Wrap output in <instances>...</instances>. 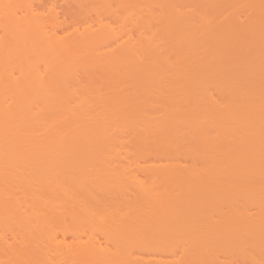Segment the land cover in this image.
<instances>
[{"label": "bare ground", "instance_id": "bare-ground-1", "mask_svg": "<svg viewBox=\"0 0 264 264\" xmlns=\"http://www.w3.org/2000/svg\"><path fill=\"white\" fill-rule=\"evenodd\" d=\"M16 1V0H15ZM169 1V2H168ZM167 2L166 1H164V0H157L155 3L156 4H158V2H159V4L160 3H162V2H164L165 4L163 5V10H161V15L159 14L160 13V11H159V13L158 12H156V14L157 15H153V11H152V15H153V22L155 23V27H153V28H155L156 30L154 31V33H152V31H151V33L154 35L153 37H151L149 34V36L147 35V37H144L143 36V38H142V36L141 35H143L142 33H139V35H140V37L143 39V42L141 41V42H138V44H137V46H138V49H137V54H138V56H139V58H137V55L135 54L133 57H132V54H131V57L134 59V61H133V59H130V61L128 60V59H126V60H128L129 62H131V63H124V54L123 53H119V52H117V53H119L117 56H118V58H119V60H121L120 62H118L119 60L117 59V60H115V58H114V61H113V59L111 58V60H108L107 62H108V64H107V62L105 63V62H103L105 59H103L102 60V62L103 63H105V70L107 71V76L108 77H111V79H120V80H117V81H119V82H121V84L123 83V84H130V85H133V87H134V85H138V86H146L147 87V89L149 90L148 91V93L147 92H145L147 89L145 88V87H143V88H138V90L137 91H140V93L138 92V93H136V95H135V92H134V94L132 95V97H131V93L130 94H127L126 93V95L124 94L123 95V93L121 92V90L119 91V93L120 94H122V97L123 96H127V99H121V100H116L115 102H114V100H115V98H117L120 94L118 93V96L117 97H113V102H112V99L110 98V100H111V103H109L110 102V100L109 101H107V102H105V103H103L102 101H100L102 104V106H105V111H106V113H107V107H109V104H111L112 105V103H113V105H115V106H113L112 107V109L115 107L116 108V110H118L119 112H120V115L122 114L123 115V113L122 112H124V116L126 115V114H128V115H126V118H127V120L128 121H131V123H124L125 121H126V119L125 120H123V119H121V121L123 120V123H120L121 121H119V122H115V121H117V120H115L114 121V119H112V121H114L115 123H118V124H120V125H118V126H115V125H113L108 119V122L106 121V120H104V121H106V122H104V121H102L103 120V115L105 114L106 115V113L104 112V113H101V114H98L97 115V110L99 109H97L96 107H99V106H96L95 108L97 109H91V110H88L90 107H87L86 106V108H87V111L88 112H90V113H88V112H85V113H87V114H84V115H90V116H92V117H94L95 119L100 115H102V117L100 118L99 117V120H100V122H98L99 120H98V118H97V122H96V120L94 121L90 116V119L91 120H89L88 118H85L84 119V115L82 116L81 115V117H80V114H79V112H78V114H79V116L77 117L76 115L73 117V115H71L72 113L74 114V112H75V110H74V112H67L66 110L67 109H69L70 107L68 106L69 105V102H73V103H75L74 101H75V99H73V98H70V99H72V100H69L68 99V97L66 98V94H64V93H61L60 94V91L61 90H59V87L63 84V83H65V84H67V85H69L68 83H70L71 81L69 80L70 78H71V73H69V69H67V68H69V67H67V66H69V63L71 62L70 60V62H68L67 60V62H68V64L66 65L65 64V66L67 67V68H65V66H64V64H63V62H65V61H59L58 63H60V65H61V67H60V65L57 63V65L55 66V65H53V66H55L53 69L51 68V70L47 67V65L45 66L46 68H45V70L47 69H49V71H45V73H43V72H36V74L35 73H31V74H29V72H30V70H29V72H27L26 74H25V72H24V74L27 76H25L24 75V77L25 78H23V82L22 81H19L18 80V82L20 83V85L19 86H21V92H22V97H24V98H27V100L29 101V102H33L34 103V106H33V104L32 103H28V104H32V106L30 107L28 104V106H25V107H19V106H13V105H11V106H9V107H6V106H4L5 105V103H4V105L3 104H1V101H3L2 99H0V141L1 142H4V144L3 143H1L0 144V151H2L4 148L6 149L5 151L6 152H8V151H11V153L13 152V150L14 149H21L20 151L21 152H23V151H25V155L27 154V152H31V151H36V152H38V153H42V151L41 150H43V151H45L44 153H43V155L46 157L47 155V157L45 158V157H43L42 159L40 158L39 159V161L41 160L43 163H42V165L41 166H43V168L41 167H37V169H36V171L37 172H35V174H36V176H34L33 174H32V172H31V170H32V168H31V165H30V172H31V174L33 175H31V174H29V176H31L30 177V181L32 182V183H36V182H33V181H38V178H39V175L41 176L43 173L42 172H40V171H42V170H44L45 171V169L44 168H48V167H44V165H47V166H49L48 165V163L47 162H49V158H51V156H49V155H52L51 153H49L50 152V150L51 151H57V149H59V147L58 146H60V148H63L65 151L64 152H66L67 150L69 151V152H66V153H70L69 154V156H68V154L66 155V156H68V158L66 159L67 161H65V160H61V158H62V154L60 155V157L59 156H56V155H54V156H56L55 158H54V156L52 157V159H51V165H50V167H52L51 169H52V171H50L51 169H50V167L48 168V173H47V176L49 177H45V178H47V180L46 181H50V183H51V177L54 179V177H55V175L57 176V174H58V178H60V179H58V178H56L57 180H59V181H57L56 179H55V185H56V182L58 183V182H62L63 183V181L62 180H64L65 178L64 177H62V174H61V172L63 173V175L65 174L66 175V170H67V168L66 167H68V168H71V170L73 171L72 172V174H74V175H72L71 176V180H69V182H71V183H69V185L71 186L72 185V182L74 183V186L73 187H70V188H72V190H75L76 191V195L78 196V193L80 192L81 193V195H82V197H83V189L85 188L84 186H81V184H75L76 182L75 181H81V182H83V183H85V181L87 182V181H89V180H91L90 178H86L87 176L86 175H88V174H90L92 171L93 172H95L94 170H92V169H96V168H94L93 166H91V170H88L86 167H84V165L82 164V161H81V155L83 154V156H84V154H85V156L84 157H86L88 160H90V159H95V158H97L98 156H99V153H100V151H102V152H105L106 151V144L108 145V143L107 142H105L107 139L109 140V143H111L112 142V144L114 143V141L116 142V141H118V140H121V139H118L117 137V132L116 133H114V131L116 130L114 127H122V130H123V127L125 128L124 129V131L126 130V132L131 128V126H133L132 125V123H137V121H144V119H147L148 117V119H152L153 117H152V115L151 116H147V118H144L143 117V114H142V112L144 111V107H148L151 103H152V101H154V99H156V100H159L158 98L160 97V96H162V97H164V99L162 98V97H160V102H159V105H157V103H155L157 106H158V108L157 107H155L156 109H154V113L155 114H157V112L158 111H160V113H161V111L163 112V110H164V112L162 113V114H164L166 111H168V112H166L165 114H164V117H163V115H162V117H163V119H162V121L161 120H159V118L157 117V126H155V125H153L152 123H150V124H145V126H143L142 128L144 129L145 127H151L152 125L153 126H155V127H157V129H160L161 130V132L160 133H158V132H156V128L154 129V127L152 128L151 127V129H152V131L151 130H149V131H151V132H153V130H154V132H156V133H158V134H164L165 133V137L167 136V137H169L170 135V133H171V135H172V133H174V134H176V137H177V135L179 136L181 133V135H180V138L182 137H187V134L189 133H187L186 134V132H187V129H188V131H191L192 130V133L194 134V132L197 134V132L201 129V130H205V129H214V128H212V127H215V128H217V131H229V130H239V131H233V132H226V134L227 133H229V134H225L224 132H221V134H225V136H232V135H234V133H235V137L237 138V139H239V137H240V139H242L243 137H241L240 135H239V132L242 130V132L244 133V134H246V139H250L249 141H244V143H243V140H241L242 142H237V144L236 145H233L232 147H231V145L229 146L227 143H228V140H226V142L227 143H223L222 144V149L220 150V152L219 151H217L216 153H214L213 155H211V153L212 152H210V155H208L207 154V156H204V158L203 159H201L200 157V151H202L203 153H204V151L206 150V147L204 146L207 142H209V140H208V138H210L211 136H212V138L214 137L213 135H214V133H211L212 135L210 136L209 135V137L207 138L206 137V135H205V137H203V138H206L205 140L204 139H202V137L201 138H199V136H198V134H197V136H196V138L198 139V140H201L202 139V141L204 142L205 141V143L204 144H202V147H203V149L202 150H200L199 152L200 153H198L199 154V156H198V154L196 155V157H194V158H196V159H200V160H203V161H201V164L200 165H202V166H207V168H205V166L203 167V170L205 169V173H206V171L207 172H209L208 174L209 175H215V173H217L218 172V174L217 175H222V176H220V177H215V176H213V179L215 180V181H212V179H211V181L210 180H208L207 178V180H205V179H203L202 181H204L205 180V182L207 183V182H211L212 184H210V183H208V184H205V182H203L202 183V181L201 180H199V182L197 181H195V179L193 180L192 179V176L191 177H189L188 175H189V173H188V175H184V174H181L180 176H181V178H180V176L178 177V179L179 180H177V179H175L174 177H172L171 176V172H169V174H170V176L168 175V173H165L166 174V176L167 177H164L165 176V174H163L162 176H160L161 178H168L169 180H170V178L173 180H176L177 182H175V181H173V183L172 182H168V180L167 179H165L168 183H171V184H168L169 186H167V188L168 187H170V189H171V192H167L169 195L167 196V193L165 192V195L166 196H164L163 194H161L159 191H160V189L159 188H157V187H155L154 185V188H153V186L152 187H146L145 185V188H144V186H142V188L140 189L141 190V192L143 191L142 189H144V191L146 192H148L149 193V195H150V193L153 195L152 196V200H150L149 202H147L146 200L144 201V203L146 204V205H144V208H143V210H145V211H143L142 209H141V212L143 211V213L140 215V211L138 212V211H134L135 212V215L132 213V215L131 216H129L128 214H126L129 210H127V212L125 213L126 214V216H124L125 214H120L121 216L123 215V217H126L125 218V220H124V222H120V223H118L117 224V221L115 222H113V221H111V220H109V221H111L112 222V224H111V222L109 223V221L107 220V223H109L110 224V226H113L111 229H109V227H108V229L110 230V231H108L107 230V228H105L106 230H107V232H108V234H110L111 235V237H112V241L111 240H109V243H112L110 246H113V248H114V250H111V249H106L105 247L104 248H101L102 249V253L100 254V255H102V257H100L99 255V257L98 256H96V253H94V252H96V248L95 249H92V250H94V252L92 251V250H90V248L88 247L89 245H86L84 248H86V247H88L87 248V251H86V253H88V256H89V258H88V256L86 257V260H91V258H94L95 260H97V261H101L102 259L101 258H103V255H104V257H105V255L110 259V260H105L104 258V260L103 261H101V263L103 262V264L107 261H109V262H111V264L112 263H114V260L117 262V263H119L118 261H120V263L122 264H124V261H121V260H123L122 258H124L123 257V255L121 256V254H119L120 256H118V254L117 253H119L118 251H120L122 254L123 253H125V252H123L124 251V245H133V243L134 242H138L139 244V246H141L140 248H142L144 245H145V242L146 243H148V241H150V242H152L153 241V243L154 242H163V244H161L160 245V247L161 248H163L164 250H165V252L164 253H166V251H167V253L166 254H169V252H172V250L173 249H171V251H169L170 250V246H172V244L171 243H174V242H176V238H178V237H180L181 236V234H183L185 231H187L189 234H183L184 235V238H180L179 240H177L178 242H177V244L178 245H181L182 243L181 242H183V244L184 243H186V241H187V243H188V239H189V249H187V250H185V251H182V256H181V258L179 257V256H177L178 257V259H176L177 257L176 256H173V258H171L170 257V259L172 260V259H174V257H175V259L174 260H172V261H174V262H170V260L169 261H167V259L165 260V261H160V260H156V259H144V258H139V256H137V258H131V254L129 255V253H125V255H127V257L125 256V258L124 259H126V261H125V264H215V261H216V263H218L217 262V260H215L217 257H214V256H216V255H214V253L215 252H218L217 254L219 255V257H220V255H222V254H220V253H222V251L224 252V253H226V254H224L223 253V256H225V258H228V257H230L231 255H233V257H236V253H237V257L236 258H238L239 257V259H240V256H241V259H242V257H244V261H248V264L250 263V264H264V140H263V138L264 137H262L263 135H264V10H260V8H262L261 7V4H262V2L264 3V0H168ZM127 2V1H126ZM129 2H131L130 0H129ZM137 2V1H136ZM138 2H141V1H138ZM145 2L147 3V5H148V7L147 8H149V5L151 4L152 6H153V4L151 3V1H149L150 2V4L147 2V0H145ZM6 3H8V2H6ZM143 2H141V3H138V4H140V5H143L142 4ZM166 3H169V5L168 4H166ZM134 4V3H133ZM136 4V3H135ZM159 4L157 5L160 9H161V5L159 6ZM4 5V4H3ZM14 5V4H13ZM167 5V7L165 8V6ZM120 6V5H119ZM139 6V5H138ZM151 6V7H152ZM154 6H156V5H154ZM153 6V7H154ZM182 6V7H181ZM262 6H264V5H262ZM136 7V6H135ZM158 7H154L153 9H157ZM179 7V8H178ZM181 7V8H180ZM129 8H130V6H129ZM158 8V9H159ZM264 8V7H263ZM142 9H144V10H146V8L144 7H142ZM142 9L139 11V12H141L142 11ZM165 9H167V10H165ZM138 10V9H137ZM144 10L141 12L142 14H143V12H144ZM5 11H7V10H5ZM149 11V10H148ZM148 11H147V13H146V11L144 12V13H146V15L145 14H143L144 16V19L143 20H145L146 21V19H149V16L151 15H148V17H146V19H145V16H147V14H148ZM150 11H151V9H150ZM155 11V10H154ZM4 12V11H3ZM11 14H12V12L11 11H9ZM8 12V13H9ZM28 13H30V11L28 12ZM129 13V12H128ZM140 13V14H141ZM150 13V12H149ZM3 14V13H2ZM137 14V13H136ZM139 14V13H138ZM142 14H141V18H143L142 17ZM5 15V14H4ZM30 15H32V13L30 14ZM130 15V14H129ZM134 15V14H133ZM151 15V16H152ZM160 15V16H159ZM8 16H9V14H8ZM132 16V15H131ZM150 16V17H151ZM157 16V17H156ZM2 17V16H1ZM0 17V18H1ZM13 17V15L12 16H10V18L9 17H7V18H9V19H11ZM22 17V16H21ZM32 17V16H31ZM3 18H5V17H3ZM6 18V19H7ZM14 18L15 17H13L12 18V23H14ZM17 19H18V17H16ZM15 18V19H16ZM20 18V17H19ZM32 18H34V17H32ZM123 19H125V17H122ZM127 18V17H126ZM24 19V18H23ZM22 19V20H23ZM19 20V19H18ZM27 20V19H26ZM35 20V19H34ZM4 21H6V20H4ZM9 21V20H8ZM7 22V21H6ZM5 22V23H6ZM24 22H26V23H28L27 21H24ZM123 22V21H122ZM132 22V21H131ZM152 21H150V23H151ZM4 23V22H3ZM8 23V22H7ZM12 23H11V25H12ZM18 23H19V21H18ZM32 23V22H31ZM37 23V22H36ZM124 23V22H123ZM137 23V22H136ZM143 23V22H142ZM147 25H149L151 28H152V26L150 25V24H148L147 22H145ZM8 24H10V23H8ZM29 24V23H28ZM138 24V23H137ZM2 25H4V24H2ZM10 25V26H11ZM21 25V24H20ZM23 25V24H22ZM27 24H25V26H26ZM39 25V24H38ZM134 25V24H133ZM6 26L7 25H5V28H6ZM9 26V28H10V30L14 27V26H12V28ZM139 26V25H138ZM143 26V25H142ZM141 26V27H142ZM0 27H3V26H1V24H0ZM36 27V26H35ZM41 27V26H40ZM105 27V26H104ZM17 28V27H16ZM23 29H24V25H23V27H22ZM42 28V27H41ZM151 28H149V29H151ZM152 28V29H153ZM2 29H4V28H2ZM21 29V28H20ZM91 29V28H90ZM138 28H136V30H137ZM14 30H16L15 28H14ZM19 30V29H18ZM22 30V29H21ZM39 30V29H38ZM44 30V29H43ZM53 30V29H52ZM140 30V29H139ZM142 30V29H141ZM145 29H143L142 31H144ZM1 31V30H0ZM3 31H5V30H3ZM3 31H2V33H3ZM30 31V30H29ZM39 31H41V30H39ZM39 31L37 32L36 31V33H39ZM7 32H9L10 33V31L8 30ZM16 32V31H15ZM43 32V31H42ZM98 32V31H97ZM103 32L104 33H106L105 32V29L102 31V35H104L103 34ZM29 33H31V32H29ZM90 33V32H89ZM138 33V32H137ZM144 33H146L145 31H144ZM27 34V33H26ZM34 34V33H33ZM45 34L46 33H44L43 35L45 36ZM91 34V33H90ZM107 34V35H106ZM105 34V37H103L106 41H108L109 40V38H112L111 36H110V34H108V32ZM2 35V34H1ZM0 35V36H1ZM29 34H27V36H28ZM36 35V34H35ZM42 35V36H43ZM99 36H100V34H98ZM101 35V36H102ZM8 37V35H5V37ZM31 36V35H30ZM39 36V35H38ZM83 36V35H82ZM93 36V35H92ZM96 36V35H95ZM94 36V37H95ZM109 36V37H108ZM4 37V38H5ZM17 37V36H16ZM48 37H49V35L48 36H46V37H44L45 38V40L46 41H48ZM148 37H149V39H148ZM47 38V39H46ZM107 38H108V40H107ZM144 38L146 39H148V40H146V41H144ZM19 39V38H18ZM26 39V38H25ZM31 39V38H30ZM43 39V38H42ZM73 39V37L70 39V40H72ZM82 39V38H81ZM137 39H139V38H137ZM141 39V40H142ZM6 40V39H5ZM63 42H64V40L63 39H61ZM67 40V39H66ZM91 40V39H90ZM98 40V39H97ZM140 40V39H139ZM2 40H0V42H1ZM29 41V40H28ZM32 41V40H31ZM43 41H44V39H43ZM4 42V41H3ZM3 42H2V44H3ZM26 42V41H25ZM50 42V41H49ZM48 42V43H49ZM156 42H157V44H156ZM158 42H160L159 44H158ZM46 43V42H45ZM60 43V42H59ZM68 43V42H67ZM70 43V42H69ZM1 44V45H2ZM9 44H12V43H9ZM50 44V43H49ZM61 44V43H60ZM81 44V43H80ZM80 44H78V45H80ZM99 43H97V45H98ZM4 45V47H7L5 44H3ZM12 45H14V44H12ZM12 45H10V47L12 46ZM36 45V44H35ZM40 45V44H39ZM45 45V44H44ZM51 45V44H50ZM78 45H76V46H78ZM83 45V44H82ZM158 45V46H157ZM21 46V45H20ZM28 45H26V47H27ZM42 46V45H41ZM40 46V47H41ZM55 45H53V47H54ZM69 46V45H68ZM135 46V45H134ZM3 47V48H4ZM17 47H19V45L17 46ZM39 47V48H40ZM43 47V46H42ZM41 47V48H42ZM45 47V46H44ZM52 47V48H53ZM59 47V46H58ZM63 48V51H64V49L65 48H67V45L66 46H62ZM65 47V48H64ZM82 47V46H81ZM127 47V46H126ZM3 48H1V46H0V49H3ZM15 48V46L13 47V49ZM46 48H48V47H46ZM46 48H44V50L46 49ZM75 48V47H74ZM159 48H161V50H159ZM164 48V49H163ZM9 49V48H8ZM20 49H21V47H20ZM25 49H27V48H25ZM25 49H23V51L25 50ZM55 49H56V47H55ZM54 49V50H55ZM69 49V48H68ZM67 49V50H68ZM72 49V48H71ZM133 49V48H132ZM5 50V49H4ZM19 50V49H18ZM22 50V49H21ZM34 50H35V48H34ZM36 50H39L37 47H36ZM35 50V51H36ZM76 50H77V48H76ZM75 50V51H76ZM81 50V49H80ZM83 50V49H82ZM81 50V51H82ZM158 50V52H156ZM2 52H4L3 50H1ZM6 51V50H5ZM17 51V50H16ZM31 51V50H30ZM43 51V50H42ZM57 51V50H56ZM62 51V52H63ZM70 51V50H69ZM73 51V50H72ZM74 51V52H75ZM78 51V50H77ZM133 51V50H132ZM161 53H160V52ZM34 52V51H33ZM65 52V51H64ZM86 52V51H85ZM128 52V51H127ZM6 52H4V54H5ZM12 53H14V55L15 56H17L18 55V52H17V54H15V52H14V50H13V52ZM27 53H29V52H27ZM37 53V52H36ZM35 53V54H36ZM49 53V52H48ZM48 53H46V54H48ZM57 53V52H56ZM56 53H55V55H56ZM79 53V52H78ZM134 53H135V51H134ZM133 53V54H134ZM158 53V54H157ZM1 54V53H0ZM20 54H22V53H20ZM40 54H41V52H40ZM65 54H66V52H65ZM86 54V53H85ZM85 54L83 55V56H85ZM89 54L90 53H88L87 55L89 56ZM98 54V53H97ZM115 54V53H114ZM163 56H161V55ZM25 55H26V53H25ZM27 55H29V54H27ZM42 55V54H41ZM71 55V54H70ZM76 55H77V53H76ZM91 55V54H90ZM93 55H95L94 53L91 55V56H93ZM116 55V54H115ZM114 55V56H115ZM130 55V54H129ZM160 55V56H159ZM6 56H9V54L8 55H6ZM5 56V57H6ZM46 56V55H45ZM52 56V55H51ZM61 56V55H60ZM75 56V55H74ZM120 56V57H119ZM121 56H123V57H121ZM0 57H3V56H0ZM19 57H20V55H19ZM29 57H30V55H29ZM46 57H48V56H46ZM56 57H57V55H56ZM55 57V58H56ZM65 57V56H64ZM69 57V56H68ZM67 57V58H68ZM71 57H72V55H71ZM71 57H69L70 59H71ZM82 57V56H81ZM94 57H97L98 58V56H94ZM130 57V58H131ZM136 59H135V58ZM157 57H158V59H157ZM161 57V58H160ZM32 58H33V56H32ZM34 58H38V56H36V57H34ZM41 58V57H40ZM84 58V57H83ZM82 58V60H81V62L84 60ZM85 58H87V57H85ZM96 58V59H97ZM121 58V59H120ZM128 58V57H127ZM154 58H156V59H154ZM11 59V58H10ZM22 59H24V58H22ZM22 59H21V61H20V63H23V61H22ZM26 59V58H25ZM44 59V58H43ZM57 59H60V58H57ZM77 59V58H76ZM78 59H80V58H78ZM161 59V60H160ZM162 59H165V60H163L162 61ZM7 60V59H6ZM20 60V59H19ZM32 60H35V59H32ZM32 60H30V61H32ZM38 60H40V59H38ZM74 60V59H73ZM92 60V59H91ZM90 60V61H91ZM94 60V59H93ZM125 60V61H126ZM151 60H153V61H151ZM155 60V61H154ZM0 61H1V59H0ZM16 61V60H15ZM44 62L46 61H48L47 60V58H46V60H43ZM56 61V60H55ZM97 61V60H96ZM96 61H94V63L96 62ZM99 61H100V58H99ZM123 61V62H122ZM157 61V62H156ZM165 61L167 62V63H165ZM9 62H10V60H9ZM28 62V61H27ZM46 62L44 63V64H46ZM78 62V61H77ZM88 61H86V63H87ZM93 62V61H92ZM92 62H90V63H92ZM123 64H122V63ZM33 63H35V61L34 62H32L31 64H33ZM38 63H39V61H38ZM54 63V62H53ZM72 63V62H71ZM164 63V64H163ZM1 64V63H0ZM7 64V63H6ZM62 64H63V66L64 67H62ZM75 64V63H74ZM73 64V65H74ZM78 64H80L79 62H78ZM82 64V63H81ZM96 64H98V63H96ZM96 64H95V66L93 67V68H96V67H98V66H96ZM125 64V65H124ZM169 66H168V65ZM1 65H5V64H1ZM8 65H10V64H8ZM13 65V64H12ZM30 65V64H29ZM59 65V66H58ZM91 65V64H90ZM89 65V66H90ZM94 65V64H93ZM99 65V64H98ZM17 66H18V64H17ZM26 66V65H25ZM25 66H24V68H25ZM32 66V65H31ZM44 66V65H43ZM52 66V67H53ZM89 66H87L88 67V70H89ZM102 66V65H101ZM103 66V67H104ZM163 66H165V67H163ZM167 66H168V68H167ZM2 67V66H1ZM19 67V66H18ZM26 67H28V66H26ZM59 67L60 68H63V70L61 71V69H60V71H59ZM70 67H71V65H70ZM73 67V66H72ZM83 67V66H82ZM81 67V68H82ZM92 67V66H91ZM108 67V68H107ZM3 68V67H2ZM20 68V67H19ZM23 67H21V69H22ZM56 68H57V70H56ZM76 68V67H75ZM78 68V67H77ZM76 68V69H77ZM81 68L79 67L78 69H80L81 70ZM92 68V70H95V69H93ZM12 69H14V68H12ZM25 69H27V68H25ZM64 69H65V71H66V73L68 74V76H69V74H71L70 75V78L68 79V82H67V78L65 79V77L66 76H64L65 75V73H64ZM4 70V69H3ZM10 69H8V71H9ZM17 70V69H16ZM22 70H24V69H22ZM28 70V69H27ZM67 70H68V72H67ZM71 70V69H70ZM91 70V68H90V70L89 71H92ZM6 71V75H4L3 73ZM2 74V76L0 77V79L3 77V76H8L9 77V74H8V72H7V70H5ZM15 71V70H14ZM18 71V70H17ZM77 71V70H76ZM76 71H75V73H76ZM96 71V70H95ZM62 72V73H61ZM71 72H73V71H71ZM81 72H84L85 73V71L83 70H81ZM0 73H1V70H0ZM14 73V72H13ZM12 73V75H14ZM74 73V72H73ZM84 73H82V74H84ZM92 73H93V71H92ZM17 74H19L20 75V73H19V71L17 72ZM66 74V75H67ZM77 75H79V73H76ZM75 74V75H76ZM87 74H88V72H87ZM89 74H91V72H89ZM76 75V76H77ZM99 75V74H98ZM11 76V75H10ZM96 76V75H95ZM95 76H93L92 75V77H89L88 75H85V76H83V79H84V77H87L88 78V81H87V79H84L83 81H85L86 80V82H88L89 84L91 83V81H93V79L95 78ZM165 78H164V77ZM8 77H6L5 78V80H7L9 83H10V81L11 80H9L8 79ZM73 77V76H72ZM82 77V76H81ZM100 77H101V75H100ZM10 78V77H9ZM11 78H13V77H11ZM10 78V79H11ZM15 78H17V77H15ZM14 78V79H15ZM21 78V77H20ZM74 78V77H73ZM73 78H72V81H73ZM77 78V80H79L78 79V77H76ZM92 78V79H91ZM124 80H123V79ZM151 78V79H150ZM163 78V81L161 80V82L163 83L164 82V79H165V81L166 80H168L169 78H174L173 80H172V82L171 83H169V82H167V83H169L170 84V86L172 87L171 88V91H168V92H166V87L164 86V85H167V84H165L164 83V85H162V83L160 82V81H158V79H162ZM168 78V79H167ZM91 79V80H90ZM97 79L100 81V79L98 78V76H97ZM96 79V80H97ZM102 79H104V78H102ZM109 79V78H108ZM13 80V79H12ZM64 80H66V82H64ZM81 80V79H80ZM79 80V82H80V84H82L83 82L82 81H80ZM153 80V81H152ZM154 80H157V81H154ZM70 81V82H69ZM74 81H75V79H74ZM74 81H73V83H74ZM103 81L105 82V79L104 80H101V82L103 83ZM115 81V80H114ZM13 82V81H12ZM16 82H17V80H16ZM94 82V81H93ZM92 82V83H93ZM116 82V81H115ZM115 82H110V83H108L109 84V86H111V83H114L113 85H115L116 86V88H117V83L115 84ZM151 82V84H149ZM157 82H159V83H157ZM14 83V82H13ZM146 83H148V84H146ZM156 83V84H155ZM1 84V83H0ZM3 85L4 84H6V83H2ZM2 84L0 85V91H2L1 89H3L2 88ZM71 84H72V82H71ZM70 84V85H71ZM79 83H78V81H77V85H78ZM104 84V83H103ZM154 85V88H156V87H158V88H156V90L158 91L159 90V88H160V86L162 85V86H164V88H165V91H163L164 89H162V95H161V92L160 91H156L155 89H153L155 92H152V93H159L160 92V95L158 96V98L156 97V96H154V95H152V97H149V96H151V89L153 88V85ZM158 84V85H157ZM69 85V86H70ZM75 85V84H74ZM77 85H75V86H77ZM83 86H84V84H82ZM82 85H78L77 87H80V89L83 87ZM112 85V86H113ZM160 85V86H159ZM18 86V87H19ZM66 86V85H65ZM156 86V87H155ZM12 87V86H11ZM173 87L174 88H176L177 90H176V94L178 93L177 91H179V90H181V92H182V90H184V91H187V93L185 92V95L184 96H182L183 95V93H182V95L181 94H179L180 93V91H179V95H181V96H179V95H177L178 97H176V95H174V96H172L173 94ZM13 88H14V86H13ZM15 88H17L16 86H15ZM20 88V87H19ZM65 88L66 87H64L63 88V91H66V93H67V90H65ZM110 89H111V87H109ZM108 88V89H109ZM112 88H115V87H112ZM18 89V88H17ZM60 89H61V87H60ZM82 89H84V87L82 88ZM81 89V90H82ZM86 89V88H85ZM143 89V90H142ZM80 90V91H81ZM117 90V89H116ZM142 90V91H141ZM210 90H211V92L214 90L215 91V93H214V91L211 93L210 92ZM13 91V89L12 90H10V92L8 93V90H7V95H10V98H8V99H11V97L13 98V100L16 98L17 99V97H15V96H11L12 95V93L13 94H16L17 92H15L14 93V91ZM15 91H16V89H15ZM19 91V90H18ZM62 91V92H63ZM72 91V90H71ZM114 91V90H113ZM113 91H109L110 93H114ZM136 91V92H137ZM144 91V92H143ZM175 91V90H174ZM190 91V92H189ZM20 92V93H21ZM107 92V91H106ZM105 92V93H106ZM108 92V93H109ZM116 92V91H115ZM125 92V91H124ZM2 93V92H1ZM3 93H4V91H3ZM2 93V94H3ZM68 93H69V90H68ZM84 93H86L85 91H84ZM143 93V95H145L146 97H147V99L148 98H150V100L148 99H145V100H143L142 99V101H141V98L139 97L138 98V96H143V95H141ZM147 93V94H146ZM151 93V94H150ZM167 93V94H166ZM70 94V93H69ZM72 94H73V92H72ZM76 94V93H75ZM74 94V95H75ZM81 94V93H80ZM82 94H83V90H82ZM107 94V93H106ZM106 94H102V95H99L100 97L99 98H102L101 96H105ZM115 94H117V92L115 93ZM115 94H113L112 96H115ZM140 94V95H139ZM150 94V95H149ZM165 94V95H164ZM216 95L217 97L215 98V97H213V95ZM1 95V94H0ZM63 95H65L64 97H63ZM98 95V94H97ZM108 95V94H107ZM110 96H111V94H109ZM158 95V94H157ZM169 95V96H168ZM86 96H88V95H86ZM109 96V97H110ZM130 96V97H129ZM134 96V97H133ZM70 97V96H69ZM72 97H73V95H72ZM76 97V96H75ZM81 97H82V95H81ZM81 97H77V100H78V98H81ZM89 97V96H88ZM94 97V96H93ZM108 97V96H107ZM137 97V98H136ZM0 98H3L2 96H0ZM7 98V97H6ZM60 98H63V100L64 99H66V100H62V99H60ZM99 98H97V99H99ZM106 98V97H105ZM162 98V99H161ZM166 98V99H165ZM177 98V99H176ZM5 99V98H4ZM8 99H6L7 101H8ZM89 99H90V97H89ZM88 99V100H89ZM91 99H93V98H91ZM5 100V101H6ZM12 100V101H13ZM22 100V99H21ZM35 100V101H34ZM37 100H40L39 101V105L38 104H36L35 102H38ZM104 100V99H103ZM105 100H107V99H105ZM147 100V101H146ZM11 101V100H10ZM15 101V100H14ZM60 101V102H59ZM69 101V102H68ZM168 103H167V102ZM18 102H20L19 101V99H18ZM22 102V101H21ZM62 102V103H61ZM63 102H65V103H63ZM66 102H67V104H66ZM71 102V103H72ZM80 102H81V99H80ZM142 102H143V104L145 105H142ZM149 102H150V104H149ZM165 102V103H164ZM16 103H17V100H16ZM15 103V104H16ZM60 103V104H59ZM147 103H148V105H147ZM36 104V105H35ZM62 104V105H61ZM97 104L99 105L100 103H98L97 102ZM106 104V105H105ZM107 104H108V106H107ZM167 104V105H166ZM3 105V106H2ZM67 105V106H66ZM94 105H96V104H94ZM101 105H100V110L102 111L103 109H104V107L102 108L101 107ZM160 105H162V106H160ZM36 106V107H35ZM61 106H63V108L65 109V113L63 112L64 110H63V108L61 107ZM71 106V105H70ZM77 105L75 104V107H76ZM141 106H143L142 107V109H138L139 107L141 108ZM166 106H167V108H168V110H166L167 108H166ZM32 107H34V109L32 108ZM68 107V108H67ZM150 107V106H149ZM148 107V108H149ZM163 107V108H162ZM31 108V109H30ZM72 108H73V106H72ZM77 108H79V106L77 107ZM92 108H93V106H92ZM114 108V109H115ZM148 108H145V111L144 112H146V110H148ZM161 110H160V109ZM63 110V111H62ZM70 110V109H69ZM79 110H80V108H79ZM94 110H96V112L95 113H91L92 111H94ZM142 110V111H141ZM152 110V108L150 109V111ZM157 110V111H156ZM85 111H86V109H85ZM104 111V110H103ZM113 111H115V110H113ZM137 111H139V113L137 112ZM149 111V110H148ZM143 112V113H144ZM70 113V114H69ZM149 113V115H150V113L152 114L153 113V110H152V112H148ZM67 114L68 115H70V116H72L73 118H71V117H69L68 116V118L67 117H65V116H67ZM92 114V115H91ZM139 114H142V118H144L143 120H141V117H140V119L138 118V116H139ZM167 114V116H165ZM63 115H64V117H63ZM112 115H114V114H112ZM111 115V116H112ZM133 115V116H132ZM135 115H138L137 117H135ZM96 116V117H95ZM111 116L109 117V119H111ZM116 116V115H115ZM118 116V115H117ZM129 116H130V118H129ZM154 116V115H153ZM160 116V115H159ZM63 117V118H62ZM76 117V118H75ZM80 117V119H79V122L80 123H78V119L77 118H79ZM86 117V116H85ZM120 117H123V116H120ZM131 117H133V118H135V119H133V118H131ZM155 117V116H154ZM156 117H155V119H156ZM67 120H66V119ZM112 118H113V116H112ZM136 118H138L137 119V121H136ZM75 119V120H74ZM88 119V122L86 121V122H84L85 120H87ZM102 119V120H101ZM104 119H106V118H104ZM147 119V120H148ZM155 119H152L153 120V122H155L154 120ZM74 120V121H73ZM82 120V121H81ZM160 122H159V121ZM90 121V122H89ZM149 122H150V120H148ZM147 121V122H148ZM82 122V123H81ZM95 122V123H94ZM102 122V123H101ZM111 124H110V123ZM126 125H128V127L126 126ZM130 125V126H129ZM135 125V124H134ZM142 126L141 124H136V128H135V126H133L132 128H135L136 130H134V129H132V130H134V134H137L138 133V129H139V127H137V126ZM111 126H113V128L111 127ZM186 127V128H185ZM114 130H112V129ZM127 128H128V130H127ZM138 128V129H137ZM141 128V129H142ZM149 128H147V129H149ZM176 128H180V130L183 128V131L186 129V132L184 131H181V132H178V131H180L179 129H178V131H176L177 129ZM185 128V129H184ZM190 128H192V129H190ZM120 129V128H119ZM129 130L130 132H127V134L129 135V133H131L132 132V130ZM147 129H144V130H146L148 133H149V131L147 130ZM193 129H194V131H193ZM196 130V131H195ZM109 131H113L112 133L111 132H109ZM121 131V130H120ZM136 131H137V133H136ZM139 131H142V130H139ZM145 131V132H146ZM208 131V130H207ZM213 131V130H212ZM144 131H142V133H140L141 135V137H142V134H144L143 133ZM177 132V133H176ZM242 132H240V134L242 133ZM139 133L137 134L138 136H137V140H139L140 141V143L142 142V143H144L143 142V139H142V141H141V138H140V136H139ZM155 133V134H156ZM167 133H168V135H167ZM191 133V132H190ZM189 133V134H190ZM199 133V132H198ZM231 133V134H230ZM238 133V134H237ZM114 134V135H113ZM119 134V133H118ZM151 134V133H150ZM150 134H149V137H150ZM153 134V133H152ZM151 134V135H152ZM173 134V136L175 137V135ZM188 134V136H189V138L191 139L192 137H191V135H189ZM252 134V135H251ZM257 134V135H256ZM262 134V135H261ZM116 135V136H115ZM130 135H132V134H130ZM148 135V134H147ZM159 135V136H160ZM238 135V136H237ZM250 137H249V136ZM256 135V136H255ZM113 136V137H112ZM115 136V137H114ZM133 137L134 136H136V135H132ZM144 136V135H143ZM155 136L157 137V135H154L153 134V137H154V139H155ZM195 136V135H194ZM119 137H120V135H119ZM139 137V138H138ZM148 136H146V137H142V138H144V140H145V138H147ZM148 137V138H149ZM162 137V136H161ZM166 137V138H167ZM175 137V138H176ZM185 137V140H183V139H181V143L183 142H185L184 144H183V146H182V150H181V144H179L178 145V147L177 146H175V145H177V143L175 142V145H174V143H172L171 141V143H172V152H170V156L169 157H171V159H173V155H175V154H177L179 151L181 152V151H184L185 153H188L189 152V146L187 145L189 142L188 141H190L189 140V138H186ZM260 137V138H259ZM112 138H114V139H112ZM118 139V140H115V139ZM120 138H122V140H123V137L121 136ZM135 138V137H134ZM133 138V139H134ZM166 138H164V139H166ZM177 138H179V137H177ZM176 138V139H177ZM180 138L178 139V141L180 140ZM215 139H216V137H214ZM213 138V139H214ZM227 137H225V139H226ZM233 138V137H232ZM255 140H254V139ZM259 138V139H258ZM105 139V140H104ZM111 139V140H110ZM129 139H132V138H129ZM150 139V138H149ZM163 139V141H161L160 139H158V137H157V139H155V140H159L158 141V143H159V145H160V142L162 143L161 145H163V143H165L164 140ZM168 139V138H167ZM187 139H188V141H187ZM239 139V140H240ZM245 139V138H244ZM253 139V140H252ZM104 140V141H103ZM114 140V141H113ZM124 140H127V139H125L124 138ZM136 142H137V140L136 139H134ZM183 140V141H182ZM196 140V139H195ZM217 140V139H216ZM43 141V142H42ZM49 141V143L51 142L52 143V147H51V144H50V147H48L49 146V143H47ZM60 142V141H63V143L62 142H60V143H58V142ZM73 141H74V143H73ZM99 141L101 142L100 144H101V146H103V148L100 146V144H99ZM129 141H133V140H129ZM151 141V143L150 144H152V141L153 140H149V142ZM193 141H194V139H193ZM233 141H236V140H234L233 139ZM263 141V142H262ZM65 142H67L66 144H65ZM68 142H69V145H67L68 144ZM71 142H72V144H74V145H72V146H77V148L76 147H70L71 145ZM78 142H83L82 144H76V143H78ZM88 142V144H85V146H88V145H90V142H93V144H94V142H96L95 144H97L98 145V147H97V149L96 148H94L93 149V147L91 148L90 146H89V148H87V150H86V148H84L85 146H84V143H87ZM105 142V143H104ZM168 142V141H167ZM224 142V141H223ZM8 143V144H7ZM39 143H41V146H40V144ZM47 144V145H44V144ZM55 143H57V144H55ZM191 143H194V142H191ZM63 144H65L64 145V147H63ZM112 144H110V145H108L107 146V148L108 147H110V148H112L111 147V145ZM154 144H157L156 142L154 143ZM153 144V145H154ZM168 144H169V142H168ZM167 144V145H168ZM190 144V143H189ZM225 144V145H224ZM230 144V143H229ZM67 145V146H66ZM97 145H94L95 147L97 146ZM142 145V144H141ZM146 144L144 143V145H142V146H145ZM147 145H148V143H147ZM146 145V146H147ZM175 147H177L178 148V150H177V148H175ZM186 145V146H185ZM193 145V144H192ZM197 146H198V144H196ZM195 145V146H196ZM207 145V144H206ZM44 147V149H43V147ZM79 146H84V147H79ZM118 145H116V147H117ZM155 146V145H154ZM163 146H165V145H163ZM163 146H161V147H163ZM191 146V145H190ZM3 147V148H2ZM67 147V148H66ZM151 147V146H150ZM155 147H157V146H155ZM160 147V146H159ZM174 147V148H173ZM188 149L187 151H186V149ZM226 147V148H225ZM11 148V149H10ZM24 148V149H23ZM28 148V149H27ZM42 148V149H41ZM55 148V149H54ZM57 148V149H56ZM73 148V149H72ZM81 150H80V149ZM103 150H102V149ZM180 148V149H179ZM32 149V150H31ZM37 149V150H36ZM40 149V150H39ZM49 150L48 151V154L46 153V150ZM69 149H71L72 150V152H71V150H69ZM76 149H77V151H76ZM83 149V150H82ZM85 149V150H84ZM90 149V150H89ZM92 149V150H91ZM99 149V150H98ZM105 149V150H104ZM185 149V150H184ZM200 149V148H199ZM75 150V151H74ZM95 150V151H94ZM96 150H98L97 152H99L98 154H95V155H93V153L94 152H96ZM196 150L197 149H195L194 151H193V153H195L196 152ZM204 150V151H203ZM16 152H19L18 154L20 155V154H22V153H20V151L19 150H15ZM27 151V152H26ZM40 151V152H39ZM60 151H61V149H60ZM80 151V153L78 154V152ZM81 151H82V153H81ZM88 151V152H87ZM91 151V152H90ZM109 151H111V149H109ZM115 151V150H114ZM159 151H160V148H159ZM174 151H176V152H174ZM84 152V153H83ZM101 152V153H102ZM155 152V151H154ZM3 153H5V152H3ZM24 153V152H23ZM37 153V154H38ZM40 153V154H41ZM53 153V152H52ZM63 153V152H62ZM73 155H72V154ZM74 153H77L78 154V156L76 157L75 155L76 154H74ZM90 154V156L92 157H88V155ZM106 153H107V151H106ZM157 153H159V152H157ZM190 153V152H189ZM17 154V155H18ZM39 154V155H40ZM58 154V153H57ZM103 154H105V153H103ZM160 154V153H159ZM179 154V153H178ZM177 154V155H178ZM205 154V153H204ZM219 154V155H218ZM0 155H1V152H0ZM5 156H6V153L4 154ZM9 155V154H8ZM7 155V156H8ZM24 155V156H25ZM64 155V154H63ZM70 155L71 156H74L75 157V159L73 160V159H71L72 157H70ZM80 155V156H79ZM98 155V156H97ZM172 155V156H171ZM189 155H191V157H193V154H189ZM218 155V156H217ZM5 156H3L4 158H5ZM13 156V155H12ZM21 156V155H20ZM38 156V155H37ZM66 156H63L64 158L66 157ZM82 156V157H83ZM97 156V157H96ZM41 157H42V155H41ZM78 157H80V158H78ZM94 157V158H93ZM100 157V156H99ZM102 157V156H101ZM103 157H105V156H103ZM168 157V156H167ZM186 157V156H185ZM198 157V158H197ZM45 158V159H44ZM48 158V159H47ZM76 158H77V161L80 163H78V162H75L76 161ZM187 158H189V157H187ZM194 158H192V160L194 159ZM3 159V158H2ZM1 159V160H2ZM6 159V158H5ZM16 159V158H15ZM21 159H22V157H21ZM58 159V160H57ZM79 159H80V161H79ZM11 160H13V157H12V159ZM33 160V159H32ZM55 160H57V162H59L60 161V164H64V166L66 165L65 163H67L68 165H71V162H69V160H72V161H74L75 162V165L76 164H78L77 166H75V168H73V166H71V167H69L68 165H66V167H64L63 169L65 170H63L62 169V167L59 165V163H57V165L55 164L56 162H55ZM106 160V159H105ZM168 160V159H167ZM200 160H197V161H199L198 163H200ZM9 161V160H8ZM15 161V160H14ZM37 161V160H36ZM54 161V162H53ZM95 161V160H94ZM100 161H101V159H100ZM99 161V162H100ZM107 161V160H106ZM19 163H20V161H18ZM46 162V163H45ZM91 162V161H90ZM102 162V161H101ZM100 162V163H101ZM207 162V163H206ZM1 163V162H0ZM21 163H24V165H25V161L24 162H21ZM36 163V162H35ZM94 163V162H93ZM92 163V164H93ZM96 163V162H95ZM104 163V162H103ZM178 163V162H177ZM176 163V164H177ZM191 163H192V161H191ZM202 163H204V164H202ZM206 163V164H205ZM208 163H209V165H208ZM15 164V163H14ZM31 164H33L32 162H31ZM38 164V163H37ZM81 164H82V166H81ZM9 165V164H8ZM20 165V164H19ZM35 165V164H34ZM40 165V164H39ZM38 165V166H39ZM53 165H55V166H53ZM103 165H105V164H103ZM181 165V164H180ZM199 165V166H200ZM12 166V165H11ZM33 166V165H32ZM36 166V165H35ZM34 166V167H35ZM57 166V167H56ZM63 166V165H62ZM79 166H80V168H79ZM176 166H178V165H176ZM185 166V165H184ZM183 166V167H184ZM192 166H194L195 167V163L192 165ZM191 166V167H192ZM15 167V166H14ZM21 167V166H20ZM55 167V168H54ZM58 167H61L60 169H62L61 171L58 169ZM77 167V168H76ZM83 167V168H82ZM93 167V168H92ZM102 167V166H101ZM100 167V168H101ZM194 167H192L191 168V170L193 169V171H194ZM201 167V166H200ZM40 168V169H39ZM59 170L58 172H56L57 171V169ZM87 169V171H85V169L84 170H82V169ZM202 168V167H201ZM211 168V169H210ZM13 169V168H12ZM16 169V168H15ZM54 169H55V172H54ZM73 169H75V170H73ZM166 169V168H165ZM167 169H168V167H167ZM165 170V172L166 171H168V170ZM207 169V170H206ZM212 169H214V170H212ZM6 170V169H5ZM5 170L3 171V172H5ZM10 170V169H9ZM18 171L17 172H19V171H22L23 172V170H19V169H17ZM33 170L35 171V169L33 168ZM38 170H39V172H38ZM77 170H81L83 173L82 174H80V172H77V174H76V171ZM189 170V169H188ZM210 170L211 171H213V172H210ZM26 171V170H25ZM50 171V172H49ZM88 171H90V173L88 172ZM172 171V170H171ZM198 171H200V169L198 170ZM3 172H2V170L0 171V174H2L3 175ZM53 172V173H52ZM202 172H204V171H202ZM202 172L200 171L199 172V174H200V176H202ZM6 173H10L9 174V176H6V175H8V174H6ZM38 173H41V174H38ZM53 174L54 176H52L51 174ZM59 173H60V175H59ZM78 173H79V175H81V176H84L86 173H88V174H86L85 176L86 177H81V176H79L78 175ZM96 173V172H95ZM100 173V172H99ZM14 175H16L15 173H13ZM92 175L94 174V173H91ZM102 174V173H101ZM120 174V173H119ZM161 174V173H160ZM173 174V173H172ZM175 174V173H174ZM194 174H196V173H193V175ZM207 174V173H206ZM2 175H0L1 177H3ZM14 175H12V173L11 172H5V176L8 178V177H15L12 181L15 183V179L18 177H16V176H14ZM22 175V174H21ZM76 175V176H75ZM96 175V174H95ZM95 175H93L94 177H93V181L94 180H96V181H94V182H96V188H97V183H98V181L97 180H99L98 179V177H100L101 175H99V174H97L96 175V178H95ZM103 175V174H102ZM177 175V174H176ZM204 175V174H203ZM208 175V176H209ZM27 176V175H26ZM38 176V177H37ZM51 176V177H50ZM81 177V179H78V177ZM90 175H88V177H89ZM105 176V175H104ZM127 176H129V174L127 175ZM132 176V175H131ZM189 178H188V177ZM194 176H197V174L196 175H194ZM210 176V177H211ZM0 177V178H1ZM37 177V179H35ZM102 177V176H101ZM106 177V176H105ZM135 177V176H134ZM160 177H158V178H160ZM170 177V178H169ZM188 179H192L193 181H189V183H187V178ZM199 177V176H198ZM34 178V179H33ZM63 178V179H62ZM76 178V179H75ZM82 178H84V179H86L85 181H84V179H82ZM132 179H133V177H131ZM157 178V179H158ZM186 178V179H185ZM202 178V177H201ZM204 178H205V176H204ZM2 179H4V177L2 178ZM1 179V182L2 183H7V182H5L6 181V179L4 180V182H3V180ZM19 179V180H18ZM18 179H17V181H16V183H18L17 184V186L19 185V183L20 182H18V181H21L20 179V177H18ZM26 179V178H25ZM28 179H29V177H28ZM28 179H26L27 181H28ZM40 179L42 180L43 179V175L40 177ZM39 179V181L38 182H40L39 183V185L41 184V183H45L44 184V186L45 185H47V186H45V188L46 187H48V188H46L47 190H45V188H43L42 189V191L44 190V191H47V193H48V191H49V187H51V185L53 184H49V182H41V180ZM62 179V180H61ZM88 179V180H87ZM180 179H181V181H180ZM183 179H184V181H183ZM33 180V181H32ZM73 180V181H72ZM137 180V179H136ZM171 180V181H172ZM186 180V181H185ZM7 181H8V183H10L9 181H11V179H7ZM25 181V180H24ZM54 181V180H53ZM92 181V180H91ZM92 181V182H93ZM101 181V180H100ZM99 181V182H100ZM126 181V180H125ZM157 181V180H156ZM159 181V180H158ZM166 181H165V183H166ZM179 181V182H178ZM195 181V182H194ZM92 182H88V184H86V185H90L89 186V189H88V186H86V190H88V191H86V190H84V192H86V193H84V194H88V192H89V190H90V192L92 191V192H95L96 191V188L94 187L93 189H92V184H90V183H92ZM137 182V181H136ZM141 182V181H140ZM140 182H138L139 184H140ZM163 182H164V180H163ZM182 182H184V184L185 185H187V184H189V186L187 185V186H185L184 184H181ZM6 184L5 186L2 184L1 185V183H0V185L2 186V189L4 188V187H8V185H10V184ZM13 183V184H14ZM16 183H15V185H16ZM24 183V182H23ZM26 183V182H25ZM101 183V182H100ZM98 183L99 185H103L104 186V184L103 183ZM116 183V182H115ZM119 183V182H118ZM154 183V182H153ZM162 183V182H161ZM164 183V184H165ZM175 183V184H174ZM178 183H180L182 186H183V188H185V189H181V186L178 184ZM187 183V184H186ZM199 185V189H198V186L196 185ZM200 183V184H199ZM12 184V185H13ZM22 184V183H21ZM64 184V183H63ZM136 184V183H135ZM144 184V183H143ZM146 184V183H145ZM155 184H156V182H155ZM160 184V183H159ZM164 184H162V186L164 185ZM167 184V183H166ZM172 184L173 185H175V187H174V189H173V186H172ZM177 184V185H176ZM193 184V185H192ZM195 184V185H194ZM203 184V185H202ZM11 185V186H12ZM24 185H27V183L26 184H24ZM28 185H30V186H32L31 184H30V182H29V184ZM54 185V186H55ZM61 185V184H60ZM60 185H59V183H58V186H59V189L58 190H61L60 189ZM75 185H76V187H75ZM77 185H79L78 186V188H77ZM118 185V184H117ZM141 185V184H140ZM147 185V184H146ZM156 185H158V184H156ZM171 185V186H170ZM205 185V186H204ZM210 185V186H209ZM214 185V186H213ZM4 186V187H3ZM38 186V185H37ZM58 186H57V188H58ZM133 186V185H132ZM148 186V185H147ZM150 186H151V183H150ZM166 186V185H165ZM179 186H180V188H179ZM185 186V187H184ZM195 186H197V187H195ZM39 187V186H38ZM43 187V186H42ZM56 187V186H55ZM80 187H81V189H80ZM82 187H83V189H82ZM99 187V186H98ZM191 187V188H190ZM204 187V188H203ZM6 188H4V189H6ZM33 188V187H32ZM74 188H77V189H74ZM99 188H101V187H99ZM149 188V189H148ZM163 188V187H162ZM167 188H164V189H166L167 191H168V189ZM178 188H179V190H178ZM40 189V188H39ZM62 189H63V186H62ZM98 189V188H97ZM145 189H148V190H145ZM151 189V190H150ZM154 189V190H153ZM163 189V190H164ZM177 189V190H176ZM81 190V191H80ZM95 190V191H94ZM130 189H128V191H129ZM131 190H132V188H131ZM130 190V191H131ZM139 190V191H140ZM157 192H156V191ZM163 190H161V192L163 191ZM173 190H175L176 191V193L175 194H173L175 191H173ZM54 191H56L55 190V188H54ZM70 191V189L68 190V192ZM79 191V192H78ZM127 191V190H126ZM143 191V192H144ZM173 191V192H172ZM78 192V193H77ZM141 192H139V195L138 196H140L141 194H142V197L143 198H146L144 195H143V192L141 193ZM146 192V193H147ZM157 194H156V193ZM70 193V192H69ZM72 193V192H71ZM70 193V194H71ZM137 193V192H136ZM171 193V194H170ZM156 194V195H155ZM159 194H161L162 196H160ZM1 195V194H0ZM67 195H68V193H67ZM93 195V194H92ZM121 195V194H120ZM135 195V194H134ZM148 195V194H147ZM148 195V196H149ZM69 196V195H68ZM73 196V195H72ZM96 196V195H95ZM137 196V195H136ZM136 196H135V198H136ZM151 196V195H150ZM81 197V198H82ZM110 197V196H109ZM68 197H66V199H67ZM134 198V199H135ZM15 199V198H14ZM13 199V200H14ZM73 199V198H72ZM74 199H75V197H74ZM132 199V198H131ZM139 199V198H138ZM0 200H1V198H0ZM12 200V201H13ZM28 200V199H27ZM69 200H70V198H69ZM135 200H137V199H135ZM144 200V199H143ZM11 201V200H10ZM11 201V202H12ZM15 201V200H14ZM35 201H39V199L38 198H36V200ZM45 201V200H44ZM76 201H77V199H76ZM120 201V200H119ZM141 201V200H140ZM6 202L8 203V200L7 201H5L4 203L6 204ZM17 202V201H16ZM16 202H13L14 204L16 203ZM50 202V201H49ZM69 202V201H68ZM89 202V201H88ZM87 202V203H88ZM126 202H127V200H126ZM131 203H133V201H130ZM3 203V202H2ZM2 203H0V204H2ZM32 203V202H31ZM39 203H42V204H44L43 203V200L40 202L39 201ZM75 202L73 201V203L72 204H74ZM118 203V202H117ZM116 203V204H117ZM127 203H129V201L127 202ZM141 203H143V202H141ZM4 204V205H5ZM13 204V205H14ZM46 204L48 205V203L46 202ZM66 204H67V202H66ZM71 204V203H70ZM69 204V205H70ZM79 204V203H78ZM7 205V206H6ZM5 205V207H7L8 208V205H9V203L8 204H6ZM37 205V204H36ZM39 205H41V204H39ZM45 205V204H44ZM52 205V204H51ZM69 205L67 206V207H69ZM76 205V204H75ZM121 205V204H120ZM129 205V204H128ZM135 205L137 206V203H135ZM141 205V204H140ZM0 206H2V205H0ZM15 206V205H14ZM64 206V205H63ZM65 206V207H66ZM88 206H89V204H88ZM92 206V205H91ZM119 206V205H118ZM131 206H133V205H131ZM136 206H135V209H136ZM11 207H12V205H11ZM25 207V209L27 208L26 206H24ZM35 207V206H34ZM40 207V206H39ZM41 207H44V206H41ZM46 208H47V206H45ZM44 207V208H45ZM51 207V206H50ZM49 207V209H51ZM57 207V206H56ZM59 207H60V205H59ZM64 207V208H65ZM72 207H74L73 205H72ZM110 207H111V205H110ZM120 207V209H122V207H124L123 206V203H122V206H119ZM128 207V206H127ZM127 207L125 206V208L127 209ZM138 207H140L139 206V203H138ZM137 207V208H138ZM143 207V206H142ZM257 209V211L255 212V208ZM22 208H23V206H22ZM53 208V207H52ZM75 208V207H74ZM73 208V209H74ZM89 208V207H88ZM93 208V207H92ZM9 209V208H8ZM7 209V210H8ZM24 209V210H25ZM28 209H29V205H28ZM62 209V208H61ZM68 209V208H67ZM70 209V208H69ZM77 209V208H76ZM79 209V208H78ZM89 209H91V208H89ZM112 209V208H111ZM129 209V208H128ZM253 209H254V212H252L253 211ZM0 210H1V208H0ZM6 210V209H5ZM14 211H15V209H13ZM13 210H12V213H14L13 212ZM22 210V209H21ZM21 210H20V212H21ZM23 210V211H24ZM53 210H54V208H53ZM62 210H64V209H62ZM72 212L74 211V210H72V209H70ZM85 210V209H84ZM93 210V209H92ZM96 210V209H95ZM94 210V211H95ZM110 210V209H109ZM115 210V209H114ZM123 210H125V209H123ZM131 210V209H130ZM27 211V210H26ZM35 211H36V209H35ZM40 211V210H39ZM39 211H36V212H39ZM44 211H46V210H44ZM65 212H67V214H66V216L68 215V212H70V211H66V210H64ZM76 211V210H75ZM90 211V210H89ZM103 211V210H102ZM116 211V210H115ZM122 211V210H121ZM132 211H133V208H132ZM6 212V211H5ZM8 212V214L9 213H11L10 211H7ZM47 212H48V209H47ZM51 212V211H50ZM49 212V213H50ZM82 212V210L80 211V213ZM87 212V211H86ZM86 212H84V213H86ZM92 212V211H91ZM104 212V211H103ZM102 212V213H103ZM125 212V211H124ZM130 212V211H129ZM1 213H2V211H1ZM27 213H30V212H27ZM48 213V214H49ZM56 213L59 215L60 213H63V212H58V210H56V212H55V215H56ZM88 213V212H87ZM86 213V214H87ZM102 213H101V215H102ZM108 213V212H107ZM3 214V213H2ZM24 214V213H23ZM36 214V213H35ZM46 214V213H45ZM72 214H74L75 215V213H72ZM89 214H90V212H89ZM88 214V215H89ZM99 214V213H98ZM105 214V213H104ZM103 214V215H104ZM116 214V213H115ZM12 215V214H11ZM20 215H22V212H21V214H19V217H21ZM77 215V214H76ZM75 215V216H76ZM78 215H79V213H78ZM94 215V214H93ZM96 215V214H95ZM117 215V214H116ZM129 217H128V216ZM7 216V215H6ZM14 216V215H13ZM44 216V215H43ZM51 216H54V214H53V212H52V215ZM60 217H61V214L59 215ZM72 216V215H71ZM80 216V215H79ZM83 216H85V215H83ZM119 216V215H118ZM4 217H5V215H4ZM4 217H2V218H4ZM12 217V216H11ZM23 217V216H22ZM21 217V218H22ZM60 217H58V216H56V219H58V218H60ZM63 217V216H62ZM61 217V218H62ZM69 217H70V214H69ZM74 217V216H73ZM81 217V216H80ZM102 217V216H101ZM114 217V216H113ZM117 217V216H116ZM13 218V217H12ZM60 218V219H61ZM87 218V217H86ZM94 218V217H93ZM104 218V217H103ZM103 218H101V222H103ZM110 218H111V214H110ZM115 218V217H114ZM32 219H34V218H32ZM45 220H46V218H44ZM51 219H53V218H51L50 217V220ZM59 219V220H60ZM71 219V218H70ZM92 219V218H91ZM24 220V219H23ZM29 220V219H28ZM66 219H64V220H60V222H62V221H65ZM77 220H79V219H77ZM83 221V219H80V221ZM93 220V219H92ZM30 221L31 220H29V223H30ZM34 221V220H33ZM37 221H40V220H37ZM44 221V220H43ZM53 221V220H52ZM76 221V220H75ZM81 221V222H82ZM88 221V220H87ZM90 221V220H89ZM95 221H97V220H95ZM99 221V220H98ZM121 221V220H120ZM126 221V222H125ZM25 222V221H24ZM27 222V221H26ZM25 222V223H26ZM50 222V221H49ZM92 222H94V221H92ZM91 221L90 222H88V223H92ZM106 222V221H105ZM13 223V222H12ZM29 223H28V225H29ZM35 223H36V221H35ZM51 223V222H50ZM65 223V222H64ZM95 223V222H94ZM94 223H92V224H94ZM15 224V223H14ZM18 224V223H17ZM27 224V223H26ZM31 224H33V223H30V227L27 225L26 227H28L27 229L29 230V232L31 231H33V230H31L30 228H31ZM55 224V223H54ZM53 224V225H54ZM71 224V223H70ZM91 224V225H92ZM114 224V225H113ZM39 225V224H38ZM58 225V224H57ZM87 225V224H86ZM89 225V224H88ZM87 225V226H88ZM97 225H98V223H97ZM99 225H101V224H99ZM107 225V224H106ZM118 225V226H117ZM25 226V225H24ZM24 226H23V228H24ZM40 226V225H39ZM38 226V227H39ZM95 226H96V223H95V225L93 226L94 227V229H95ZM102 226H103V223H102ZM22 227V226H21ZM45 227H46V225H45ZM106 227V226H105ZM42 228V227H41ZM91 228H92V226H91ZM27 229L25 230V228H24V230L23 231H25L26 233H27ZM45 229V228H44ZM97 229H100V228H98L97 227ZM40 231H43V230H41L40 229ZM48 230H46V232H47ZM92 231H94V230H92ZM99 231V230H98ZM101 231V230H100ZM30 232V233H31ZM37 232V231H36ZM49 232H50V230H49ZM103 232V231H102ZM107 232H104V233H106L107 234ZM186 232V233H187ZM25 233V234H26ZM30 233H28V234H30ZM101 233V232H100ZM44 234V237L46 236V234H45V230H44V232H42V234L39 236V237H41L42 235ZM92 234V233H91ZM90 234V235H91ZM107 234V235H108ZM182 235V236H183ZM187 235H189V236H187ZM190 235H193V236H190ZM48 236H49V238H50V235H48L47 234V239H48ZM185 236H186V238H185ZM38 237V236H37ZM90 237V236H89ZM92 237V236H91ZM90 237V238H91ZM36 237H34L32 240L33 241H35L34 239H35ZM89 238V239H90ZM103 238V237H102ZM172 238H174V239H172ZM26 239H28V238H26ZM37 239V242H39V243H41V242H43V241H41L40 239H39V241H38V238H36ZM41 239H43V238H41ZM46 239V238H45ZM45 239H44V242H45ZM46 239V240H47ZM74 239V238H73ZM88 239V240H89ZM96 239V238H95ZM171 239V240H170ZM176 239V240H175ZM187 239V240H186ZM23 240H25V238L23 239ZM29 240V239H28ZM31 240V239H30ZM29 240V241H30ZM48 240H50V239H48ZM167 240H170L171 241V243H168V246L170 247L169 249L167 248V247H163V246H165V243L167 242ZM20 241H22V240H20ZM28 241V242H29ZM33 241H31L32 243H30V244H33L34 245V242ZM55 241V240H54ZM91 241V240H90ZM105 242H106V240H104ZM111 241V242H110ZM140 241H143V242H140ZM174 241V242H173ZM23 242V241H22ZM27 242V243H28ZM36 242V243H37ZM49 242V241H48ZM92 242H93V240H92ZM35 243V244H36ZM60 243V242H59ZM85 243H87L88 244V241L86 240L85 241ZM103 243V242H102ZM101 243V244H102ZM108 243V242H107ZM107 243H106V245H107ZM153 243L152 244H149V247H152V246H150V245H153ZM71 244V243H70ZM74 244V243H73ZM82 244V243H81ZM100 244V245H101ZM104 244V243H103ZM136 244V243H135ZM142 244H144V245H142ZM169 244H171V245H169ZM183 244H182V246H183ZM17 245H19V243L18 244H16V246ZM37 245H38V243H37ZM75 245V244H74ZM73 245V246H74ZM80 245V244H79ZM82 245H84V244H82ZM137 244H136V246L137 247H139ZM214 245V246H213ZM218 245V246H217ZM36 245H34V246H32V247H35ZM40 246H41V244H40ZM77 246V245H76ZM91 246V245H90ZM109 246V245H108ZM121 246V247H120ZM124 246V247H123ZM182 246H181V248H182ZM216 246H217V248H216ZM243 246V249H240L241 247ZM13 247V246H12ZM20 248H22L23 249V247H21V244H20V246H19ZM25 247V246H24ZM135 247V246H134ZM136 247V248H137ZM145 247H147L146 245H145ZM212 247V248H211ZM220 247V248H219ZM222 247L224 248V249H222ZM230 249H229V248ZM27 249H28V247H26ZM35 248H37L38 249V247L36 246ZM35 248H33V249H35ZM76 248V247H75ZM100 248V247H99ZM110 248V247H109ZM112 248V249H113ZM136 248H134L135 250H136ZM140 248L139 249H137V251H139L140 250ZM153 248V247H152ZM159 248V247H158ZM173 248V247H172ZM217 250H216V249ZM235 248V249H234ZM237 248H239V249H237ZM22 249L20 250V249H18L19 251H21L22 252V254H24V252L22 251ZM76 249H83V248H81V246L79 247H77ZM123 249V250H122ZM143 249V248H142ZM141 249V250H142ZM145 249V248H144ZM160 249V248H159ZM158 249V250H159ZM215 250V252L213 253V251ZM220 249H222V250H220ZM14 250V249H13ZM13 250H12V252H13ZM17 250V249H16ZM213 250V251H212ZM221 252H220V251ZM227 252H226V251ZM232 250H235V251H232ZM237 250H238V252H237ZM240 250H242V251H240ZM29 251H32V254L33 255H35L36 254V252L37 251H35L34 253H33V251L34 250H29ZM77 250H75V252H76ZM85 251V250H84ZM99 249H98V252L97 253H99ZM106 251H107V253H106ZM111 251V252H110ZM126 252H127V250H125ZM163 251V250H162ZM169 251V252H168ZM229 251H230V253H229ZM240 251V252H239ZM15 252V251H14ZM13 252V253H14ZM20 252V253H21ZM41 252V251H40ZM101 252V251H100ZM105 254H104V253ZM155 252V251H154ZM180 252V251H179ZM179 252L177 253V254H179ZM220 252V253H219ZM233 252H235V253H233ZM17 253H19V252H17ZM16 252L14 253V254H16V255H14V256H17V255H19V254H17ZM39 253V252H38ZM83 253V252H82ZM85 253V254H86ZM160 253V252H159ZM211 253V254H210ZM240 253H241V255H240ZM25 254H27V253H25ZM29 254H31V253H29L28 252V256H29ZM78 254H79V252H78ZM77 254V255H78ZM116 254H117V256H116ZM139 254V253H138ZM209 254H210V256H209ZM227 254H231V255H228L227 256ZM21 255V254H20ZM76 255V256H77ZM84 255V254H83ZM82 254H81V256H80V254H79V256L80 257H85V256H83ZM160 255V254H159ZM162 255H163V252H162ZM176 255V254H175ZM213 256V258H212V256ZM235 255V256H234ZM23 256V255H22ZM38 256V255H37ZM75 256V255H74ZM129 256V257H128ZM40 257V256H39ZM78 257V256H77ZM117 257V258H116ZM119 257H122L121 258V260H119ZM5 258V257H4ZM17 258V257H16ZM18 258H19V256H18ZM18 258H17V260H18ZM24 258V257H23ZM76 259V258H75ZM74 259V260H75ZM79 259V258H78ZM99 259H101V260H99ZM159 259H161V257L159 258ZM163 259V258H162ZM230 259H232L233 260V258H231L230 257ZM229 259V260H230ZM239 259H237L238 261H240ZM13 260V262H14V259H12ZM16 260V261H17ZM28 260H30V258L28 259ZM95 260H91V262H93V261H95ZM128 260V261H127ZM176 260V261H175ZM213 260V261H212ZM215 260V261H214ZM219 260V259H218ZM232 260L230 261L231 263L230 264H233V262H235L234 260H233V262H232ZM15 261V262H16ZM79 261H81V259L79 260ZM220 261H221V259H220ZM223 262L222 263H219V264H228L229 263V261L226 259H223L222 260ZM14 262V263H15ZM27 262L28 261H23V263H26L27 264ZM30 262V261H29ZM31 262H35V263H37L36 261H32L31 260ZM31 262H30V264H31ZM85 262V261H84ZM86 262H88V261H86ZM116 262L114 263V264H116ZM226 262H228V263H226ZM4 263V262H3ZM13 263V264H14ZM18 263V262H17ZM21 263H22V261H21ZM93 263H95V262H93ZM240 263V262H239ZM39 264H40V262H39ZM82 264V263H81ZM90 264H92V263H90ZM105 264H107V263H105ZM109 264V263H108ZM235 264V263H234ZM240 264H243L242 262L240 263Z\"/></svg>", "mask_w": 264, "mask_h": 264}, {"label": "rangeland", "instance_id": "rangeland-1", "mask_svg": "<svg viewBox=\"0 0 264 264\" xmlns=\"http://www.w3.org/2000/svg\"><path fill=\"white\" fill-rule=\"evenodd\" d=\"M127 1V2H126ZM131 2H129V0H0V24H1V26H3V27H0V40H2L1 42H0V46H1V48H3L4 47V45L3 44H7L6 46L7 47H4L3 49H0V56H3V57H0V59H1V61H0V63L1 64H5V65H1L0 64V70H1V73H0V77L4 74V75H6V71L5 70H7V72H8V74H9V77L11 78V77H13V78H9L8 76H3L1 79H0V83L2 84V83H6V84H2V88L3 89H1L2 91H0V96H2L3 98H0V99H2L3 101H1V104H3L4 105V103H5V105L4 106H6V107H9V106H11V105H13V106H19V107H25V106H32V104H33V106H34V103L33 102H29L28 100H27V98H24V97H22V90H21V86H19L20 85V83L18 82V80L19 81H24L23 80V78H25L24 77V75L27 73V72H29V70H30V72H29V74H31V73H35L36 74V72L38 73H40V72H43V73H45V71H49V69L51 70V68L53 69L56 65H57V63L61 60L62 62L63 61H65V62H63V64H64V66H65V64L67 65L68 64V62H70L69 63V66H67V67H69V68H67L66 66H65V68H67V69H69V73H71V74H69V76H68V74L66 73V71H65V69H64V73H65V75L64 76H66L65 77V79L67 80V82H68V79L70 78V75H71V78L69 79L71 82H72V84H71V82L70 83H68L69 85H67V84H65V83H63L60 87H61V89H60V87H59V90H61L60 91V94L61 93H64V94H66L67 96H66V98L68 97V99L69 100H72V99H70V98H73V99H75V103H73L72 101V103L71 102H69V109H67L66 111L67 112H74V110H75V112H74V114L72 113L71 115H73V117L76 115L77 117L79 116V114H80V117H81V115L83 116L84 114H87V113H85V112H88L87 111V108H86V106L87 107H90L88 110H93L96 106H99V107H96L95 109L97 110V112H96V110H94V111H92L91 113L93 114V113H97V115L98 114H101V113H106V111H105V106H102L103 104L100 102V101H102L103 103H105V102H107V101H109L110 100V98L112 99V102H113V97L115 98V97H117L118 96V93H119V91L121 90V92L123 93V95L125 94L126 95V93L127 94H130L131 92L134 94V92H135V95H136V93H140V91H137L138 90V88L140 89V88H143V87H145L146 89H147V87L144 85V86H138V85H134V87H133V85H130V84H121V82H119V81H117V80H120V79H111V77H108L107 76V71L105 70V63L108 61V60H111V58L113 59V61H114V58H115V60H119V58H118V54L119 53H123L124 55V63L126 64V63H131V62H129L130 61V59H133L132 57L136 54L137 55V58H139V56H138V54H137V49H138V46H137V44H138V42H143V36L144 37H147V35L149 34L151 37H153L154 35L152 34V33H154V31L156 30L155 28H153V27H155V23L153 22V15L155 14V15H157L158 13H159V11H160V15H161V10H163L164 8H163V5L165 4L164 2H162V3H160L159 4V2H158V4H159V6L161 7V9L157 6L158 4H156L157 2V0H147V2L150 4V2L149 1H151V3L153 4V6L154 5H156V6H154V7H158L157 9L155 8V9H153L154 7L150 4L149 5V8H147L148 7V5H147V3L145 2V0H130ZM137 1V2H136ZM138 1H141V2H143L142 4L143 5H140V4H138V3H141V2H138ZM164 1H168V0H164ZM6 2H8V3H6ZM156 2V3H155ZM169 2V1H168ZM134 3V4H133ZM136 3V4H135ZM4 4V5H3ZM14 4V5H13ZM166 4H168L169 5V3H166ZM120 5V6H119ZM139 5V6H138ZM262 5H264V3L262 2V4H261V7L262 8H260V10H264V6H262ZM129 6H130V8H129ZM136 6V7H135ZM152 6V7H151ZM142 7L144 8H146V10H144V9H142ZM167 7V5L165 6V8ZM182 7V6H181ZM180 7V8H181ZM163 8V9H162ZM179 8V7H178ZM138 9V10H137ZM142 9V11L144 10V12L146 11V13H147V11H148V14H147V16H145V19H146V17H148V15H150L151 13H152V11H153V15L150 17L149 16V19H146V21L145 20H143L144 19V15L143 14H145L146 15V13H144L143 12V14L141 13V12H139L140 10ZM150 9H151V11H150ZM5 10H7V11H5ZM155 10V11H154ZM165 10H167V9H165ZM4 11V12H3ZM9 11H11L12 12V14L9 12ZM30 11V13H28ZM9 12V13H8ZM129 12V13H128ZM150 12V13H149ZM156 12H158L157 14H156ZM3 13V14H2ZM32 13V15H30ZM137 13V14H136ZM139 13V14H138ZM142 14V17L143 18H141V14ZM5 14V15H4ZM8 14H9V16H8ZM130 14V15H129ZM134 14V15H133ZM13 15V17H18V19L16 18H14V23H12V18L11 19H9L10 18V16H12ZM132 15V16H131ZM154 15V16H155ZM159 15V16H160ZM22 16V17H21ZM34 17V18H32V17ZM3 17H5V18H3ZM7 17H9V18H7ZM20 17V18H19ZM122 17H125V19H123ZM127 17V18H126ZM157 17V16H156ZM7 18V19H6ZM24 18V19H23ZM23 19V20H22ZM27 19V20H26ZM35 19V20H34ZM4 20H6L8 23H10V24H8L6 21H4ZM9 20V21H8ZM18 21H19V23H18ZM24 21H27L28 23H26V22H24ZM124 23H123V22ZM132 21V22H131ZM150 21H152L151 23H150ZM4 22V23H3ZM6 22V23H5ZM32 22V23H31ZM37 22V23H36ZM138 24H137V23ZM143 22V23H142ZM145 22H147L148 24H150L151 26H152V28L149 26V25H147ZM11 23H12V25H11ZM2 24H4V25H2ZM21 24V25H20ZM24 25V29L22 28L23 27V25ZM25 24H27L26 26H25ZM39 24V25H38ZM134 24V25H133ZM5 25H7L6 26V28H5ZM11 25V26H10ZM139 25V26H138ZM143 25V26H142ZM9 26L12 28V26H14L11 30H10V28H9ZM36 26V27H35ZM42 28H41V27ZM105 26V27H104ZM142 26V27H141ZM17 27V28H16ZM2 28H4V29H2ZM14 28L16 29V30H14ZM22 30H21V29ZM91 28V29H90ZM136 28H138L137 30H136ZM149 28H151V29H149ZM19 29V30H18ZM41 30V31H39V30ZM44 29V30H43ZM53 29V30H52ZM105 29V32L107 33L108 32V34H110V36L112 37V38H109V40H108V38H107V40L108 41H106L103 37H105V34L106 33H104L103 32V34L104 35H102V31ZM140 29V30H139ZM143 29H145L144 31L146 32V33H144V31H142ZM3 30H5V31H3ZM10 31V33L9 32H7V31ZM30 30V31H29ZM2 31H3V33H2ZM16 31V32H15ZM36 31L38 32L39 31V33H36ZM43 31V32H42ZM98 31V32H97ZM151 31H152V33H151ZM29 32H31V33H29ZM91 34H90V33ZM138 32V33H137ZM29 34L28 36H27V34ZM34 33V34H33ZM44 33H46L45 34V36L43 35ZM139 33H142L143 35H141L142 36V38L140 37V35H139ZM36 34V35H35ZM98 34H100V36L98 35ZM5 35H8V37L6 36L5 37ZM31 35V36H30ZM39 35V36H38ZM43 35V36H42ZM49 35V37H48V41H46L45 40V38L44 37H46V36H48ZM83 35V36H82ZM93 35V36H92ZM96 35V36H95ZM102 35V36H101ZM107 35V34H106ZM148 35V36H149ZM17 36V37H16ZM95 36V37H94ZM5 37V38H4ZM73 37V39L72 40H70L71 38ZM109 37V36H108ZM19 38V39H18ZM26 38V39H25ZM31 38V39H30ZM44 39V41H43V39ZM82 38V39H81ZM106 38V37H105ZM137 38H139V39H137ZM6 39V40H5ZM47 39V38H46ZM61 39H63L64 40V42L61 40ZM67 39V40H66ZM91 39V40H90ZM98 39V40H97ZM142 39V40H141ZM148 39H149V37H148ZM147 38L145 39L144 38V41H146V40H148ZM29 40V41H28ZM32 40V41H31ZM4 41V42H3ZM26 41V42H25ZM50 41V42H49ZM2 42H3V44H2ZM46 42V43H45ZM51 44H49V43ZM61 44H60V43ZM68 42V43H67ZM70 42V43H69ZM147 42V41H146ZM9 43H12V44H14V45H12V44H9ZM81 43V44H80ZM97 43H99L98 45H97ZM160 42H158V44H159ZM2 44V45H1ZM36 44V45H35ZM40 44V45H39ZM45 44V45H44ZM78 44H80V45H78ZM83 44V45H82ZM156 44H157V42H156ZM10 45H12L11 47H10ZM19 45V47H17ZM21 45V46H20ZM26 45H28L27 47H26ZM43 47H42V46ZM53 45H55L54 47H53ZM66 46L67 45V48H65L64 49V51L66 52V54H65V52L63 51V47L62 46ZM69 45V46H68ZM76 45H78V46H76ZM135 45V46H134ZM160 45V44H159ZM15 46V48L13 49V47ZM42 48H41V47ZM45 46V47H44ZM59 46V47H58ZM82 46V47H81ZM127 46V47H126ZM158 46V45H157ZM20 47H21V49H20ZM36 47L39 49V50H36ZM40 47V48H39ZM46 47H48V48H46ZM53 47V48H52ZM55 47H56V49H55ZM75 47V48H74ZM9 48V49H8ZM25 48H27V49H25ZM34 48H35V50H34ZM44 48H46L45 50H44ZM69 48V49H68ZM72 48V49H71ZM76 48H77V50H76ZM133 48V49H132ZM137 48V49H136ZM6 51H5V50ZM19 49V50H18ZM23 49H25L24 51H23ZM55 49V50H54ZM68 49V50H67ZM82 51H81V50ZM164 49V48H163ZM1 50H3L4 52H6L5 54H4V52H2ZM13 50H14V52H15V54H17V52H18V55L17 56H15L14 55V53H12L13 52ZM17 50V51H16ZM31 50V51H30ZM43 50V51H42ZM57 50V51H56ZM70 50V51H69ZM73 50V51H72ZM76 50V51H75ZM133 50V51H132ZM159 50H161V48H159ZM34 51V52H33ZM63 51V52H62ZM75 51V52H74ZM86 51V52H85ZM128 51V52H127ZM134 51H135V53H134ZM27 52H29V53H27ZM37 52V53H36ZM40 52H41V54H40ZM49 52V53H48ZM57 52V53H56ZM79 52V53H78ZM117 52H119V53H117ZM156 52H158V50L156 51ZM160 52V51H159ZM162 52V51H161ZM160 52V53H161ZM20 53H22V54H20ZM25 53H26V55H25ZM36 53V54H35ZM46 53H48V54H46ZM55 53H56V55H57V57H56V55H55ZM76 53H77V55H76ZM86 53V54H85ZM88 53H90L91 55L94 53L95 55H93V56H91L90 54H89V56L87 55ZM98 53V54H97ZM116 55H115V54ZM134 53V54H133ZM9 54V56H6V55H8ZM27 54H29L30 55V57H29V55H27ZM72 55V57H71V55ZM85 54V56H83ZM130 54V55H129ZM131 54H132V57H131ZM158 54V53H157ZM19 55H20V57H19ZM48 56V57H46V56ZM52 55V56H51ZM61 55V56H60ZM75 55V56H74ZM115 55V56H114ZM120 55V54H119ZM161 55V54H160ZM159 55V56H160ZM6 56V57H5ZM32 56H33V58H32ZM36 56H38V58H34V57H36ZM65 56V57H64ZM71 57V59L69 58V57ZM82 56V57H81ZM94 56H98V58L97 57H94ZM123 56H121V57H123ZM162 56V55H161ZM41 57V58H40ZM56 57V58H55ZM68 57V58H67ZM84 57V58H83ZM85 57H87V58H85ZM120 57V56H119ZM128 57V58H127ZM131 57V58H130ZM163 57V56H162ZM11 58V59H10ZM22 58H24V59H22ZM26 58V59H25ZM44 58V59H43ZM46 58H47V62H46V64H44L45 62L43 61V60H46ZM57 58H60V59H57ZM77 58V59H76ZM78 58H80V59H78ZM82 58L84 59L82 62H81V60H82ZM97 58V59H96ZM99 58H100V61H99ZM135 58V57H134ZM161 58V57H160ZM7 59V60H6ZM20 59V60H19ZM21 59H22V61H23V63H20V61H21ZM32 59H35V60H32ZM38 59H40V60H38ZM74 59V60H73ZM92 59V60H91ZM94 59V60H93ZM103 59H105L103 62H105V63H103L102 62V60ZM121 59V58H120ZM126 59H128V60H126ZM136 59V58H135ZM154 59H156V58H154ZM157 59H158V57H157ZM9 60H10V62H9ZM16 60V61H15ZM30 60H32V61H30ZM56 60V61H55ZM68 62H67V61ZM70 60V61H69ZM91 60V61H90ZM97 60V61H96ZM126 60V61H125ZM161 60V59H160ZM163 60H165V59H162V61ZM28 61V62H27ZM35 61V63H33V64H31L32 62H34ZM38 61H39V63H38ZM80 63V64H78V62ZM86 61H88L87 63H86ZM93 61V62H92ZM94 61H96L95 63H94ZM121 60H119L118 62H120ZM133 61H134V59H133ZM151 61H153V60H151ZM155 61V60H154ZM54 62V63H53ZM90 62H92V63H90ZM123 62V61H122ZM121 62V63H122ZM157 62V61H156ZM164 62V61H163ZM7 63V64H6ZM75 63V64H74ZM82 63V64H81ZM96 63H98V64H96ZM165 63H167L166 61H165ZM8 64H10V65H8ZM13 64V65H12ZM17 64H18V66L20 67H18L17 66ZM30 64V65H29ZM59 65H60V63H58ZM63 64H62V67H64L63 66ZM74 64V65H73ZM91 64V65H90ZM94 64V65H93ZM95 64H96V66H98V67H96V68H93L94 66H95ZM107 64H108V62H107ZM123 64V63H122ZM124 64V65H125ZM164 64V63H163ZM28 66V67H26V66ZM32 65V66H31ZM44 65V66H43ZM47 65V67L49 68L48 70L46 69L45 70V66ZM53 65H55V66H53ZM58 65V66H59ZM70 65H71V67H70ZM90 65V66H89ZM102 65V66H101ZM105 65V66H104ZM168 65V64H167ZM3 68H2V67ZM24 66H25V68H27V69H25L24 68ZM53 66V67H52ZM73 66V67H72ZM83 66V67H82ZM87 66H89V70H90V68H91V70H92V68L93 69H95V70H92L93 71V73H92V71H89L88 70V67ZM92 66V67H91ZM104 66V67H103ZM169 66V65H168ZM168 66H167V68H168ZM21 67H23L22 69H24V70H22L21 69ZM60 67H61V65H60ZM59 67V71H60V69H61V71L63 70V68H60ZM78 67H82L81 68V70L83 71H85V73L84 72H81V70L80 69H76V68ZM163 67H165V66H163ZM12 68H14V69H12ZM108 68V67H107ZM4 69V70H3ZM8 69H10L9 71H8ZM19 71V73H20V75L19 74H17V70ZM55 69V68H54ZM71 69V70H70ZM15 70V71H14ZM56 70H57V68H56ZM77 70V71H76ZM4 73H3V72ZM71 71H73V72H71ZM75 71H76V73H79V75H77L76 73H75ZM14 72V73H13ZM24 72H25V74H24ZM67 72H68V70H67ZM87 72H88V74H87ZM89 72H91V74H89ZM3 73V74H2ZM12 73L14 74V75H12ZM62 73V72H61ZM82 73H84V74H82ZM28 74V73H27ZM26 74V75H27ZM28 74V75H29ZM67 74V75H66ZM77 76H76V75ZM99 74V75H98ZM11 75V76H10ZM25 75V76H26ZM85 75H88L89 77H92V75L93 76H95V78L93 79V81H91V83L89 84L88 82V78L87 77H84V79H87V81L88 82H86V80L85 81H83L84 79H83V76H85ZM100 75H101V77H100ZM74 78H73V77ZM82 76V77H81ZM97 76H98V78L100 79V81L97 79ZM6 77H8V79L9 80H11L10 81V83L7 81V80H5V78ZM15 77H17V78H15ZM21 77V78H20ZM27 77V76H26ZM76 77H78V79L80 80V81H82L83 83L82 84H84V86L82 85V84H80V82H79V80H77V78ZM164 77V76H163ZM15 78V79H14ZM72 78H73V81H74V79H75V81H74V83H73V81H72ZM102 78H104L105 79V82L103 81V83L101 82V80H104V79H102ZM109 78V79H108ZM165 78V77H164ZM13 79V80H12ZM92 79V78H91ZM90 79V80H91ZM97 79V80H96ZM123 79V78H122ZM151 79V78H150ZM168 79V78H167ZM174 78H169L168 80H166L165 81V79H164V82L162 83L161 82V80L163 81V78L162 79H158V81H160L161 83H162V85H164V83L165 84H167V85H164L165 87H166V92H168V91H171V86H170V84L169 83H171L172 82V80H173ZM16 80H17V82H16ZM66 80H64V82H66ZM116 82H115V81ZM124 80V79H123ZM14 83H13V82ZM77 81H78V85L80 86V85H82L83 87H84V89H82L83 90V94H82V90L80 89V87H77L78 85H77ZM153 81V80H152ZM154 81H157V80H154ZM66 82V83H67ZM93 82V83H92ZM110 82H115V84L117 85V88H116V86L115 85H113L114 83H111V86H109V84L108 83H110ZM167 82H169V83H167ZM157 83H159V82H157ZM0 84V85H1ZM77 85V86H75V85ZM146 84H148V83H146ZM149 84H151V82L149 83ZM156 84V83H155ZM66 85V86H65ZM113 85V86H112ZM153 85V84H152ZM158 85V84H157ZM160 86V88H159V90L158 91H162V89H164L163 91H165V88H164V86ZM12 86V87H11ZM13 86H14V88H13ZM15 86L18 88H15ZM20 88H19V87ZM64 87H66L65 88V90H67V93H66V91H63V88ZM109 87H111V89L109 88ZM112 87H115V88H112ZM156 87V86H155ZM86 88V89H85ZM109 88V89H108ZM156 88H158V87H156ZM156 88H154V85H153V88L151 89V93L152 92H155L153 89H155L156 90ZM13 89V91H14V93L15 92H17L16 94H13L12 93V95L11 96H15V97H17V99L15 98L14 100H13V98L11 97V99H8V98H10V95H7V90H8V93L10 92V90H12ZM15 89H16V91H15ZM117 89V90H116ZM120 89V90H119ZM173 89L175 90H173V95L172 96H174V95H176V97H178L177 95H179V94H181L182 95V93H183V95L182 96H184L185 95V92L187 93V91H184V90H182V92H181V90H179L180 91V93H179V91H177L178 93L176 94V88H174L173 87ZM19 90V91H18ZM21 90V91H20ZM68 90H69V93H68ZM72 90V91H71ZM81 90V91H80ZM114 90V91H113ZM119 90V91H118ZM143 90V89H142ZM141 90V91H142ZM3 91H4V93H3ZM12 91V92H13ZM63 91V92H62ZM84 91L86 92V93H84ZM107 91V92H106ZM109 91H113L114 93L113 94H115L116 92H117V94H115V96H112L113 94L112 93H110ZM116 91V92H115ZM125 91V92H124ZM134 91V92H133ZM137 91V92H136ZM148 89L145 91V92H147L148 93ZM157 91V90H156ZM157 91V92H158ZM214 91V90H213ZM212 91V92H213ZM3 94H2V93ZM21 92V93H20ZM72 92H73V94H72ZM108 94H106V93ZM109 92V93H108ZM144 92V91H143ZM160 92L159 93H150L151 94V96H149V97H152V95H154V96H156L157 98H158V96L160 95ZM172 92V91H171ZM190 92V91H189ZM210 92H211V90H210ZM211 92V93H212ZM76 93V94H75ZM81 93V94H80ZM131 93V97H132V94ZM146 93V94H147ZM169 93V92H168ZM214 93H215V91H214ZM75 94V95H74ZM98 94V95H97ZM102 94H106L104 97L103 96H101L102 98H99L100 96L99 95H102ZM109 94H111V96L109 95ZM120 94V93H119ZM149 94V95H150ZM158 94V95H157ZM163 93L161 92V95H162ZM167 94V93H166ZM213 94V93H212ZM62 95V94H61ZM72 95H73V97H72ZM81 95H82V97H81ZM86 95H88L89 97H90V99H89V97L88 96H86ZM117 95V96H116ZM140 95V94H139ZM141 95H143V93L141 94ZM165 95V94H164ZM181 95H179V96H181ZM217 95V94H216ZM215 94L213 95V97H217ZM65 95H63V97H64ZM70 96V97H69ZM76 96V97H75ZM94 96V97H93ZM108 96V97H107ZM110 96V97H109ZM169 96V95H168ZM7 97V98H6ZM77 97H81V98H78V100H77ZM106 97V98H105ZM130 97V96H129ZM134 97V96H133ZM141 98V101H142V99L143 100H145V99H147V97L145 96V95H143V96H138V98ZM160 97H162V96H160ZM160 97L158 98L159 100H156V99H154V101H152V103L150 104V102H149V108L148 107H144V111H145V108H148V110H146V112H142V114H143V117L144 118H147V116H151L152 115V119H155V117L157 116L158 118H159V120H161L162 121V119H163V117H164V114L166 113V112H168L169 110H168V108H167V106H166V110H168V111H166L164 114H162L163 112H164V110H163V112L161 111V113H160V111H158L157 112V114H155L154 113V109H156L155 107H157L158 108V106L157 105H159V102H160ZM5 98V99H4ZM65 98V97H64ZM91 98H93V99H91ZM97 98H99V99H97ZM137 98V97H136ZM163 99H164V97H162ZM161 98V99H162ZM6 99H8V101L6 100ZM18 99H19V101L20 102H18ZM22 99V100H21ZM60 99H62L63 100V98H60ZM80 99H81V102H80ZM89 99V100H88ZM104 99V100H103ZM105 99H107V100H105ZM121 99H127V96H123L122 97V94H120L117 98H115V100H114V102L116 101V100H121ZM149 100H150V98H148ZM147 99V100H148ZM166 99V98H165ZM177 99V98H176ZM6 100V101H5ZM11 100V101H10ZM13 100V101H12ZM16 100H17V103H16ZM64 100H66V99H64ZM63 100V101H64ZM146 100V101H147ZM152 100V99H151ZM150 100V101H151ZM22 101V102H21ZM35 101V100H34ZM38 102H35L36 104H40L39 103V101L40 100H37ZM60 102V101H59ZM97 102L98 103H100L99 105L97 104ZM167 102V101H166ZM16 103V104H15ZM28 103H32V104H28ZM62 103V102H61ZM63 103H65V102H63ZM109 103H111V100H110V102ZM155 103H157V105L155 104ZM165 103V102H164ZM168 103V102H167ZM28 104V105H27ZM35 104V105H36ZM60 104V103H59ZM66 104H67V102H66ZM75 104L77 105L76 107H75ZM94 104H96V105H94ZM102 104V105H101ZM2 105V106H3ZM62 105V104H61ZM71 105V106H70ZM100 105H101V107L103 108L104 107V111L102 110H100ZM106 105V104H105ZM112 105H113V103H112ZM111 104H109V107H107L106 109H107V113H106V115L104 114L103 115V117L104 118H106V119H104L103 118V120L102 121H104V120H106L107 122H108V120L113 124V125H115V126H118V125H120V124H118V123H115V122H119V121H121V119H123V120H125L126 119V121L124 122V123H131V121H128L127 120V118H126V115H128V114H126L125 116H124V112H122L123 113V115L121 114L120 115V112L118 111V110H116V108L114 109H112V107L113 106H115V105H113L112 106ZM142 105H144L143 104V102H142ZM146 105V104H145ZM144 105V106H145ZM147 105H148V103H147ZM167 105V104H166ZM28 106V107H29ZM67 106V105H66ZM72 106H73V108H72ZM79 106V108H80V110H79V108H77ZM92 106H93V108H92ZM107 106H108V104H107ZM160 106H162V105H160ZM36 107V106H35ZM62 108H63V106H61ZM142 107L143 106H141V108L139 107L138 109H142ZM33 109H34V107H32ZM68 108V107H67ZM152 108V110H153V113L151 114L150 113V115H149V113L148 112H152V110L150 111V109ZM163 108V107H162ZM31 109V108H30ZM85 109H86V111H85ZM160 109V108H159ZM64 110V111H63ZM63 112L65 113L66 111H65V109L63 108ZM113 110H115V111H113ZM161 110V109H160ZM79 112V114H78V112ZM142 111V110H141ZM157 111V110H156ZM101 112V113H100ZM138 113H139V111H137ZM88 113H90V112H88ZM70 114V113H69ZM91 114V115H92ZM112 114H114V115H112ZM142 114H139V116L138 115H135V117H137L138 116V118L140 119V117H141V120H143L144 118H142ZM94 115V114H93ZM113 116V118H112V116ZM116 115V116H115ZM118 115V116H117ZM155 117H154V116ZM160 115V116H159ZM162 115H163V117H162ZM68 116L69 117H71V118H73L72 116H70V115H68L67 114V116H65V117H67L68 118ZM86 116V117H85ZM90 116V115H89ZM88 115H84V119L85 118H88L89 120H91L90 119V117L95 121L96 120V122L99 120V117L101 118L102 117V115L100 116H98L97 118H98V120H97V118L95 119L94 117H92V116H90L89 117ZM111 116V119H109V117ZM120 116H123V117H120ZM133 116V115H132ZM165 116H167V114L165 115ZM63 117H64V115H63ZM62 117V118H63ZM80 117L79 118H77L78 119V123H80L79 122V119H80ZM96 117V116H95ZM157 117H156V119L154 120L155 122H153V120L150 118V119H148V120H150V122L147 120V119H144V121H137V119L138 118H136V121H137V123H132V125L133 126H135V128H136V124H141L142 126H137V127H139V129H138V133L140 132V133H142V131H144L143 133L144 134H142V137H146V136H148L149 137V134L151 133H153L154 135H157V137H158V139H160L161 141H163V139L164 138H166L164 135H165V133L162 135H160V134H158V133H160L161 132V130L160 129H157V127H155V126H157L156 124L158 123L157 122ZM76 118V117H75ZM129 118H130V116H129ZM131 118H133V117H131ZM66 119V118H65ZM69 119V118H68ZM88 119L87 120H85L84 122H88ZM108 119V120H107ZM112 119H114V121L115 120H117V121H112ZM133 119H135V118H133ZM67 120V119H66ZM75 120V119H74ZM73 120V121H74ZM123 120L120 122V123H123ZM158 120V121H159ZM82 121V120H81ZM106 121H104V122H106ZM148 121V122H147ZM90 122V121H89ZM98 122H100V120L98 121ZM109 122V123H110ZM160 122V121H159ZM82 123V122H81ZM95 123V122H94ZM102 123V122H101ZM110 123V124H111ZM150 124V123H152L153 125H155V126H151L152 128L154 127V129L156 128V132H158V133H156V132H154V130H153V132H151L152 131V129H151V127L149 128V127H145L144 129H147V128H149V129H147L148 131L149 130H151V131H149V133L146 131V130H144L142 127L143 126H145V124ZM118 124V125H117ZM135 124V125H134ZM151 125V124H150ZM127 127H128V125H126ZM130 126V125H129ZM133 126H131V128L133 127ZM112 128H113V126H111ZM111 128V129H112ZM116 130L114 131L113 129V131H114V133H116L117 134V138L118 139H121V140H118L117 138L115 139V140H118V141H114V143L112 144V142L111 143H109V140L107 139L105 142H107L108 143V145H110V144H112L111 145V147L112 148H110V147H108L107 148V144L105 145L106 147V151H107V153H106V151L105 152H102V151H100V153L99 152H97L98 150H96V152H94L93 153V155H95V154H98L99 153V156L97 157V158H95L94 160L93 159H90V160H88L86 157H84L85 156V154H84V156H83V154L81 155V161H82V164L84 165V167H86L88 170H91V166H93L94 168H96V169H92V170H94L95 172H93L92 170V172L91 173H94L93 175H97V174H99V175H101L100 177H98V179L99 180H97L98 181V183H103L104 184V186L102 185H99L98 183H97V185L99 186V187H101V188H99L98 186H97V188L95 187L96 185V182H94V181H96V180H94L93 181V175L90 173V171H88L90 174H88V173H86V174H88V175H90L89 177H88V175H84V176H81V175H79V173H78V175L79 176H81V177H86V178H92L91 180L93 181H91V180H89V181H85L86 179H84V178H82V179H84V181H85V183H83V182H81V181H75L76 183L75 184H81V186H84L85 188H86V186H88V185H86V184H88V182H92V183H90V184H92V189L95 187L96 188V191L95 192H90V190H89V192H88V194L86 195V194H84V193H86V192H84V190H86L85 188L83 189V187H82V189H83V197H82V195H81V193L79 192H77L78 193V196L75 194L76 193V191L75 190H72V188H70V187H73L74 186V183L72 182V185L70 186L69 185V183H71V182H69V180H71V176L72 175H74V174H72V170H71V168H68V167H66V165H68L67 163H65L66 165L64 166V164L62 163V164H60V161L59 162H57V160H55V164L57 165V163H59V165L62 167V169L64 168V167H66L67 168V170H66V175L64 174L63 175V171L61 172V174H62V177H64L65 179L64 180H62L63 181V183L60 181V182H58L59 183V185H60V189L61 190H58L59 189V186H58V183L56 182V185H55V179L56 178H58L57 176H58V174H57V176L55 175V177H54V179L51 177V183H50V181H46L47 180V178H45L46 176H47V173H48V168L50 167V165H51V159H52V157L54 156V155H56V156H59L60 157V155L62 154V158H61V160L63 159V160H65V161H67L66 159L68 158V156H69V154L68 153H66V152H69L68 150L66 151V152H64L65 150L63 149V148H60V146H58L59 147V149H57V151H51L50 150V152L49 153H51L52 155H49V156H51V158H49V162H47L48 163V165L49 166H47V165H44V167L46 166V167H48V168H44L45 169V171L44 170H42V171H40V172H44L42 175H43V179L41 180L40 179V177L42 176H40L39 175V178H38V181H39V179L41 180V182H49V184H52L51 185V187H49V191H48V193H47V191H42V189L43 188H45V186H47V185H45L44 186V184L45 183H41L40 185H39V183L40 182H38V181H33V182H36L35 184L34 183H32L31 181H30V177L31 176H29V174H31V172H32V174L34 175V176H36V174H35V172H37L36 171V169H37V167H40L41 165H42V161L40 160L39 161V159L41 158H43V157H45L44 155H43V153L45 152V151H43V150H41L42 151V153L40 154V153H38V152H36V151H29V152H27V154L25 155V151H23V152H21L20 150L22 149H14L13 150V152L11 153V151H8V152H6L5 150V148L2 150V151H0L1 152V155H0V171L2 170V172L5 170V172H11L12 173V175H14L13 173H15L16 175H14V176H18V177H20L21 179V181H18V182H20L19 183V185L17 186V184L18 183H16V181H17V179H18V177L14 180L15 181V183H16V185H15V183L12 181L14 178L11 176V177H8L9 179H11V181H9L10 183H8V181H7V177L6 176H9V174L10 173H6V174H8V175H6L5 176V172H3V175L2 174H0V175H2L3 177H4V179H2L3 177H1L0 178V183H1V185L3 184L4 186L8 183V184H10V185H8V187L6 188V187H4V188H6V189H2V186L0 185V198H1V200H0V203H2V204H0V205H2V206H0V208H1V210H0V264H13L16 260H17V258H18V256H19V258H18V260L14 263V264H26V263H23V261H28L27 262V264H30V262H31V260L32 261H38L37 263H35V262H31V264H39V262H40V264H90V263H92V264H103V262L101 263V261H103L104 259L106 260H110L106 255H105V257H104V255H103V258H101V259H99V260H101V261H97V260H95L94 258H91V260H95V261H93V262H95V263H93V262H91V260H86V257L88 256V253H86V251H87V248L89 247H91L90 248V250H92V249H95L96 250V252H94V250H92L94 253H96V256H100V257H102V255H100L101 253H102V249L101 248H106V249H111V250H114V248H113V246H110L112 243H109V240H111L112 241V237H111V235L110 234H108V232H107V230L108 231H110L109 229H111L113 226H110V222L111 221H117V224L118 223H120V222H124V220H125V218L126 217H123V215L121 216L120 214L122 213V214H125L126 212H127V210H129L126 214H128L129 216H131L132 215V213L135 215V212L136 211H140L139 213H140V215L143 213V211H145V210H143V208H144V205H146L145 203H144V201L146 200L147 202H149L150 200H152V196L154 195H152L151 193H150V195H149V191L146 193L145 191H144V189H142L143 191V195L146 197V198H143L142 197V194L140 195V196H138L139 195V192H141V188H142V186H146V187H152L153 185L155 186V187H157V188H159L160 189V193L161 194H163L164 196H166L165 195V192L167 193V192H171V189H170V187H168L167 188V186H169L168 184H171V183H168V182H172L173 183V181H175V182H177L176 180H172L170 177L172 176V177H176L175 179H177V180H179L178 179V177L181 175V174H186V175H188V173H189V177H191L192 176V179L194 180L195 179V181L197 180L198 182H199V180H203V179H205V180H210L211 181V179H212V181H215L214 179H213V176H215L216 178L217 177H220V176H222V175H217L218 174V172L217 173H215V175L213 174L212 176L211 175H209L210 173L209 172H207L206 171V173H205V169L203 170V167L205 166H202V165H200L201 164V161H203V160H200V159H196V158H194V157H196V155L198 154V153H200V158L201 159H203L204 158V156H207V154L208 155H210V152H212L211 153V155H213L214 153H216L217 151H219L220 152V150L222 149V144L223 143H227L226 142V140H228V145L230 146L231 145V147L233 146V145H236L237 144V142H242L241 140H243V143H244V141H249L250 139H246V134H244L243 132H242V130L240 131V132H242L241 134H240V132H239V135L241 136V137H243L242 139H240V137H239V139H237L234 135H235V133H234V135H230V136H225V134H226V132H233V131H236V130H229V131H217V128H215V127H212V128H214V129H205L204 131L203 130H199L198 132H197V134H198V136H199V138H201L202 136L203 137H205V135H206V137L208 138L209 137V135L211 136L212 134L211 133H214V137H216V139L214 138H212V136L210 137V138H208V140H209V142H207L204 146L206 147V150L204 151V153L202 152V151H200V150H202L203 149V147H202V144H204L205 143V141L203 142L202 141V139H206V138H203L202 137V139L201 140H198L197 138H196V136H197V134L194 132V134L192 133V130L191 131H188V129H187V132H186V127L184 128L185 130V132H186V134L189 132H191L189 135H191V139L189 138V136H188V134H187V137L186 138H189V140L190 141H188V139H187V141L190 143H188L187 145L190 147L189 149V152L191 153V154H193V157H191V155H189L190 153L188 152V153H185L184 151H179L177 154H175V155H171L172 157H173V159H171V157H169L170 156V152H172V143H174V145H175V142L177 143V145H175V146H177L178 147V145L179 144H181V150L183 149L182 148V146H183V144L185 143H181V139H183V140H185V137H181L180 138V135L182 134H180L179 136L177 135V137H179L180 138V140L178 141V139L179 138H177L176 137V134H174V133H172V135H171V133L168 135V133H167V135L169 136V137H167L166 139H164L165 141V143H163V145H165V146H163V145H161L162 143L160 142V145H159V143H158V141L157 140H155V139H157V137L155 136V139H154V137H153V134L151 135L150 134V139L147 137V138H145V140H144V138H142L140 135V133H139V136H140V138H141V141H142V139H143V142L147 145V143H148V145L146 146H142V145H144V143H140V141L139 140H137V131H136V133L137 134H134V130H136L135 128H132V129H134V130H132L131 128V130H132V132L131 133H129V135L127 134V132H130L129 130H128V128H127V132H126V130L124 131V127H123V130H122V127H114ZM142 128V129H141ZM177 130L176 131H178V129L180 130V128H176ZM190 129H192V128H190ZM121 130V131H120ZM139 130H142V131H139ZM208 130V131H207ZM213 130V131H212ZM113 131H109V132H113ZM146 131V132H145ZM160 131V132H159ZM181 131H183V128L180 130V131H178V132H181ZM183 131V132H184ZM193 131H194V129H193ZM196 131V130H195ZM237 131H239V130H237ZM236 131V132H237ZM163 132V131H162ZM161 132V133H162ZM221 132H224L225 134L223 135V134H221ZM119 133V134H118ZM156 133V134H155ZM177 133V132H176ZM130 134H132V135H136V136H132V135H130ZM148 134V135H147ZM173 134L175 135V137L177 138H175L174 136H173ZM227 134H229V133H227ZM226 134V135H227ZM231 134V133H230ZM238 134V133H237ZM114 135V134H113ZM119 135H120V137L122 136L123 137V140H122V138H120L119 137ZM144 135V136H143ZM160 135V136H159ZM195 135V136H194ZM252 135V134H251ZM250 135V136H251ZM257 135V134H256ZM255 135V136H256ZM262 135V134H261ZM116 136V135H115ZM114 136V137H115ZM162 136V137H161ZM238 136V135H237ZM249 136V135H248ZM249 136V137H250ZM113 137V136H112ZM225 137H227L226 139H225ZM233 137V138H232ZM252 137V136H251ZM262 137H264V135L262 136ZM124 138L125 139H127V140H124ZM129 138H132V139H129ZM136 139L137 140V142L134 140V139ZM139 138V137H138ZM245 138V139H244ZM260 138V137H259ZM258 138V139H259ZM112 139H114V138H112ZM193 139H194V141H193ZM196 139V140H195ZM233 139L234 140H236V141H233ZM254 139V138H253ZM252 139V140H253ZM105 140V139H104ZM103 140V141H104ZM111 140V139H110ZM129 140H133V141H129ZM149 140H153L152 141V144H150L151 143V141L149 142ZM182 140V141H183ZM255 140V139H254ZM263 140H264V138H263ZM169 142V144H168V142ZM172 143H171V142ZM224 141V142H223ZM1 142V141H0ZM5 142V141H4ZM4 142H1V143H3L4 144ZM43 142V141H42ZM58 142V141H57ZM60 142H62L63 143V141H60ZM60 142H58V143H60ZM102 142V141H101ZM100 141H99V144L101 143ZM104 142V143H105ZM157 143V144H154V143ZM191 142H194V143H191ZM263 142V141H262ZM0 143V144H1ZM47 143H49V141L47 142ZM67 142H65V144H66ZM73 143H74V141H73ZM82 144L83 142H78V143H76V144ZM96 142H94V144H93V142H90V145H88V146H85V144H88V142L87 143H84V146H79V147H84V148H86V150H87V148H89V146L91 147H93V149L94 148H96L97 149V147H98V145L97 144H95ZM230 143V144H229ZM8 144V143H7ZM40 144V146H41V143H39ZM44 144V143H43ZM50 144H51V147H52V143L50 142L49 143V146L48 147H50ZM55 144H57V143H55ZM65 144H63V147H64V145ZM142 144V145H141ZM155 146H157V147H155ZM168 144V145H167ZM193 144V145H192ZM196 144H198V146L196 145ZM44 145H47V144H44ZM67 145H69V142H68V144ZM66 145V146H67ZM71 146L70 147H76L77 148V146H72V145H74V144H72V142H71V144H70ZM94 145H97L96 147L94 146ZM116 145H118L117 147H116ZM173 145V146H174ZM191 145V146H190ZM196 145V146H195ZM225 145V144H224ZM100 146H101V144H100ZM151 146V147H150ZM160 146V147H159ZM161 146H163V147H161ZM174 146V147H175ZM180 146V145H179ZM186 146V145H185ZM43 147V146H42ZM50 147V148H51ZM91 147V148H92ZM102 148H103V146H101ZM173 147V148H174ZM177 147H175V148H177ZM3 148V147H2ZM65 148V147H64ZM67 148V147H66ZM72 148V149H73ZM101 148V149H102ZM159 148H160V151H159ZM185 148V147H184ZM200 148V149H199ZM226 148V147H225ZM11 149V148H10ZM24 149V148H23ZM28 149V148H27ZM42 149V148H41ZM43 149H44V147H43ZM55 149V148H54ZM60 149H61V151H60ZM80 149V148H79ZM109 149H111V151H109ZM180 149V148H179ZM186 149V148H185ZM184 149V150H185ZM195 149H197L196 150V152L195 153H193V151L195 150ZM1 150V149H0ZM15 150H19L20 151V153H22V154H18L19 152H16ZM32 150V149H31ZM37 150V149H36ZM40 150V149H39ZM46 150V149H45ZM69 150H71V149H69ZM81 150V149H80ZM83 150V149H82ZM85 150V149H84ZM90 150V149H89ZM92 150V149H91ZM103 150V149H102ZM105 150V149H104ZM115 150V151H114ZM177 150H178V148H177ZM188 149H186V151H187ZM48 151L49 150H46V153L48 154ZM75 151V150H74ZM76 151H77V149H76ZM95 151V150H94ZM155 151V152H154ZM200 151V152H199ZM3 152H5L6 153V156L4 155L5 153H3ZM53 152V153H52ZM63 152V153H62ZM71 152H72V150H71ZM88 152V151H87ZM91 152V151H90ZM102 152V153H101ZM157 152H159V153H157ZM174 152H176V151H174ZM38 153V154H37ZM58 153V154H57ZM61 153V154H60ZM80 153V151L78 152V154ZM81 153H82V151H81ZM84 153V152H83ZM103 153H105V154H103ZM218 153V152H217ZM216 153V154H217ZM9 154V155H8ZM18 154V155H17ZM40 154V155H39ZM45 154V153H44ZM64 154V155H63ZM68 154V156H66V155ZM72 154V153H71ZM74 154H76L75 156L77 157L78 156V154L77 153H74ZM87 154V153H86ZM8 155V156H7ZM13 155V156H12ZM25 155V156H24ZM38 155V156H37ZM41 155H42V157H41ZM73 155V154H72ZM88 155V154H87ZM219 155V154H218ZM217 155V156H218ZM3 156H5V158L3 157ZM48 156V155H47ZM46 156V157H47ZM56 156H54V158L56 157ZM63 156H66L65 158L63 157ZM80 156V155H79ZM83 156V157H82ZM90 156V154L88 155V157ZM102 156V157H101ZM103 156H105V157H103ZM168 156V157H167ZM186 156V157H185ZM198 156H199V154H198ZM12 157H13V160H11L12 159ZM21 157H22V159H21ZM45 157V158H46ZM70 157H72L71 159H75V157L74 156H71L70 155ZM91 157V156H90ZM187 157H189V158H187ZM3 158V159H2ZM16 158V159H15ZM44 158V159H45ZM78 158H80V157H78ZM92 158V157H91ZM94 158V157H93ZM192 158H194L193 160H192ZM198 158V157H197ZM2 159V160H1ZM33 159V160H32ZM48 159V158H47ZM100 159H101V161H100ZM107 161H106V160ZM168 159V160H167ZM9 160V161H8ZM15 160V161H14ZM37 160V161H36ZM53 160V159H52ZM197 160H200V163H198L199 161H197ZM18 161H20V163L18 162ZM25 161V165H24V163H21V162H24ZM79 161H80V159H79ZM91 161V162H90ZM101 163H100V162ZM191 161H192V163H191ZM31 162L33 163V164H31ZM36 162V163H35ZM54 162V161H53ZM69 162H71V165H68L69 167H71V166H73V168H75V166H77L78 164H76L75 165V162H78L77 161V158H76V161L74 162V161H72V160H69ZM94 162V163H93ZM96 162V163H95ZM104 162V163H103ZM178 162V163H177ZM15 163V164H14ZM38 163V164H37ZM46 163V162H45ZM79 163V162H78ZM93 163V164H92ZM177 163V164H176ZM195 163V167L194 166H192L193 164ZM207 163V162H206ZM205 163V164H206ZM9 164V165H8ZM20 164V165H19ZM36 166H35V165ZM40 164V165H39ZM80 164V163H79ZM82 164H81V166H82ZM103 164H105V165H103ZM181 164V165H180ZM202 164H204V163H202ZM12 165V166H11ZM30 165H31V168H32V170L30 169ZM33 165V166H32ZM39 165V166H38ZM63 165V166H62ZM176 165H178V166H176ZM185 165V166H184ZM202 167H200V166ZM208 165H209V163H208ZM15 166V167H14ZM21 166V167H20ZM35 166V167H34ZM53 166H55V165H53ZM102 166V167H101ZM184 166V167H183ZM194 167V171H193V169L191 170V168L192 167ZM42 168H43V166H41ZM40 167V168H41ZM57 167V166H56ZM61 167H58V169L61 171L62 169H60ZM92 167V168H93ZM101 167V168H100ZM167 167H168V169H167ZM13 168V169H12ZM16 168V169H15ZM33 168L35 169V171L33 170ZM39 168V169H40ZM52 167H50V169H51ZM55 168V167H54ZM77 168V167H76ZM79 168H80V166H79ZM83 168V167H82ZM81 168V169H82ZM168 170V171H166L165 172V170L166 169ZM205 168H207V166H205ZM10 169V170H9ZM17 169H21V170H23V172L22 171H19V172H17L18 170ZM57 169V168H56ZM57 169V171L56 172H58L59 170ZM85 169V168H84ZM84 169H82V170H84ZM87 169H85V171H87ZM189 169V170H188ZM200 169V171L202 172V171H204V172H202V176H200V174H199V172L200 171H198ZM211 169V168H210ZM26 170V171H25ZM30 170H31V172H30ZM64 170V169H63ZM73 170H75V169H73ZM172 170V171H171ZM207 170V169H206ZM212 170H214V169H212ZM50 171H52V169L50 170ZM49 171V172H50ZM65 171V170H64ZM81 170H77L76 171V174H77V172H80ZM188 173H187V172ZM38 172H39V170H38ZM54 172H55V169H54ZM100 172V173H99ZM169 172H171L170 174H171V176H170V174H169ZM210 172H213V171H211L210 170ZM53 173V172H52ZM83 172L81 171L80 172V174H82ZM103 175H102V174ZM120 173V174H119ZM161 173V174H160ZM165 173H168V175L170 176L169 178H170V180L168 179V178H161L160 176H162L163 174H165ZM173 173V174H172ZM175 173V174H174ZM193 173H196L197 174V176H194V175H196V174H194L193 175ZM209 173V174H208ZM22 174V175H21ZM31 174V175H32ZM38 174H41V173H38ZM51 174V173H50ZM72 174V175H71ZM129 174V176H127ZM177 174V175H176ZM204 174V175H203ZM11 175V174H10ZM27 175V176H26ZM32 175V176H33ZM52 176H54L53 174H51ZM59 175H60V173H59ZM96 175H95V178H96ZM106 177H105V176ZM132 175V176H131ZM209 175V176H208ZM61 176V175H60ZM76 176V175H75ZM98 176V175H97ZM135 176V177H134ZM187 176V177H188ZM199 176V177H198ZM204 176H205V178H204ZM211 176V177H210ZM28 177H29V179H28ZM38 177V176H37ZM37 177L35 178V179H37ZM48 177V176H47ZM73 177V176H72ZM78 177V176H77ZM81 177H78V179H81ZM131 177H133V179L131 178ZM158 177H160V178H158ZM164 177H167L166 176V174H165V176ZM186 177V178H187ZM188 177V178H189ZM202 177V178H201ZM28 179V181L26 180V179ZM32 178V177H31ZM49 178V177H48ZM158 178V179H157ZM180 178H181V176H180ZM185 178V179H186ZM187 178V183H189V181L191 182V181H193L192 179H188ZM207 178V179H206ZM1 179L3 180V182H4V180L6 179V181L5 182H7L6 184L5 183H2L1 182ZM34 179V178H33ZM58 179H60V178H58ZM76 179V178H75ZM97 179V178H96ZM137 179V180H136ZM165 179H167L168 180V182L165 180ZM19 180V179H18ZM25 180V181H24ZM54 180V181H53ZM57 180V179H56ZM88 180V179H87ZM101 180V181H100ZM126 180V181H125ZM157 180V181H156ZM159 180V181H158ZM163 180H164V182H163ZM172 180V181H171ZM205 180L204 181H202V183L203 182H205ZM57 181H59V180H57ZM73 181V180H72ZM100 181V182H99ZM137 181V182H136ZM141 181V182H140ZM165 181H166V183H165ZM180 181H181V179H180ZM183 181H184V179H183ZM186 181V180H185ZM194 181V182H195ZM196 181V182H197ZM205 182V184H208V183H210V184H212L211 182ZM24 182V183H23ZM27 183V185H24V184H26ZM29 182H30V184L32 185V186H30V185H28L29 184ZM116 182V183H115ZM119 182V183H118ZM138 182H140V184L138 183ZM154 182V183H153ZM155 182H156V184H158V185H156L155 184ZM162 182V183H161ZM179 182V181H178ZM14 183V184H13ZM22 183V184H21ZM100 183V184H101ZM136 183V184H135ZM144 183V184H143ZM148 185H146V184ZM150 183H151V186H150ZM160 183V184H159ZM165 183V184H164ZM186 183V184H187ZM13 184V185H12ZM118 184V185H117ZM162 184H164L163 186H162ZM175 184V183H174ZM180 186H181V189H185V188H183V186L181 185V184H184V182H182L181 184L180 183H178ZM196 184V183H195ZM194 184V185H195ZM200 184V183H199ZM204 184V183H203ZM202 184V185H203ZM12 185V186H11ZM39 187H38V186ZM56 187H55V186ZM86 185V186H85ZM133 185V186H132ZM166 185V186H165ZM177 185V184H176ZM185 185V184H184ZM188 186H189V184H187ZM187 185H185V186H187ZM193 185V184H192ZM197 185V184H196ZM7 186V185H6ZM43 186V187H42ZM57 186H58V188H57ZM62 186H63V189H62ZM78 186L79 185H77V188H78ZM90 186V185H89ZM89 186H88V189H89ZM145 186H144V188H145ZM154 186H153V188H154ZM171 186V185H170ZM172 186H173V189H174V187H175V185H173L172 184ZM180 186H179V188H180ZM184 186V187H185ZM198 186V189H199V185H197ZM197 186H195V187H197ZM205 186V185H204ZM210 186V185H209ZM214 186V185H213ZM33 187V188H32ZM75 187H76V185H75ZM141 187V188H140ZM163 187V188H162ZM40 188V189H39ZM46 188H48V187H46ZM45 188V190H47ZM54 188H55V190L56 191H54ZM77 188H74V189H77ZM131 188H132V190H131ZM164 188H167L168 189V191L166 190V189H164ZM176 188V187H175ZM179 188H178V190H179ZM191 188V187H190ZM204 188V187H203ZM70 189V193L68 192V190ZM79 189V188H78ZM80 189H81V187H80ZM128 189H130L129 191H128ZM149 189V188H148ZM148 189H145V190H148ZM164 189V190H163ZM127 190V191H126ZM140 190V191H139ZM151 190V189H150ZM154 190V189H153ZM161 190H163L162 192H161ZM177 190V189H176ZM81 191V190H80ZM86 191H88V190H86ZM156 191V190H155ZM165 191V192H164ZM173 191H175V190H173ZM172 191V192H173ZM137 192V193H136ZM141 192V193H142ZM157 192V191H156ZM155 192V193H156ZM67 193H68V195H67ZM176 193V191L173 193V194H175ZM93 194V195H92ZM121 194V195H120ZM135 194V195H134ZM149 196H148V195ZM157 194V193H156ZM155 194V195H156ZM161 194H159L160 196H162ZM171 194V193H170ZM73 195V196H72ZM96 195V196H95ZM137 195V196H136ZM169 194L167 193V196H168ZM110 196V197H109ZM135 196H136V198H135ZM66 197H68L67 199H66ZM74 197H75V199H74ZM82 197V198H81ZM15 198V199H14ZM36 198H38L39 199V201L41 202L42 200H43V203L45 204H42V203H39V201H35L36 200ZM69 198H70V200H69ZM73 198V199H72ZM132 198V199H131ZM137 199V200H135V199ZM139 198V199H138ZM15 201H14V200ZM28 199V200H27ZM76 199H77V201H76ZM144 199V200H143ZM8 200V203H9V205H8V208L7 207H5V205L6 204H8L7 202H6V204L4 203L5 201H7ZM12 202H11V201ZM45 200V201H44ZM120 200V201H119ZM126 200H127V202L129 201V203H127L126 202ZM141 200V201H140ZM17 201V202H16ZM50 201V202H49ZM69 201V202H68ZM73 201L75 202L74 204H72L73 203ZM89 201V202H88ZM130 201H133V203H131ZM13 202H16L15 204L13 203ZM32 202V203H31ZM46 202L48 203V205L46 204ZM66 202H67V204H66ZM88 202V203H87ZM118 202V203H117ZM141 202H143V203H141ZM71 203V204H70ZM79 203V204H78ZM117 203V204H116ZM122 203H123V206L124 207H122V209H120V207L119 206H122ZM135 203H137V206L135 205ZM138 203H139V206L140 207H138ZM5 204V205H4ZM15 206H14V205ZM37 204V205H36ZM39 204H41V205H39ZM52 204V205H51ZM70 204V205H69ZM76 204V205H75ZM88 204H89V206H88ZM121 204V205H120ZM129 204V205H128ZM141 204V205H140ZM11 205H12V207H11ZM28 205H29V209H28ZM59 205H60V207H59ZM64 205V206H63ZM69 205V207H67V206ZM72 205L75 207H72ZM92 205V206H91ZM110 205H111V207H110ZM119 205V206H118ZM131 205H133V206H131ZM7 206V205H6ZM22 206H23V208H22ZM24 206H26L27 208L25 209V207ZM35 206V207H34ZM40 206V207H39ZM41 206H47V208L45 207H41ZM51 206V207H50ZM57 206V207H56ZM66 206V207H65ZM125 206L127 207V209L125 208ZM135 206H136V209H135ZM143 206V207H142ZM49 207L51 208V209H49ZM54 208V210H53V208ZM65 207V208H64ZM91 208V209H89V208ZM93 207V208H92ZM138 207V208H137ZM64 209V210H68V211H70V212H68V215L66 216V214H67V212H65L64 210H62V209ZM68 208V209H67ZM72 209V210H74L73 212L70 210V209ZM74 208V209H73ZM77 208V209H76ZM79 208V209H78ZM112 208V209H111ZM129 208V209H128ZM132 208H133V211H132ZM255 208V207H254ZM6 209V210H5ZM8 209V210H7ZM13 209H15V211L13 210ZM22 209V210H21ZM25 209V210H24ZM35 209H36V211H39V212H36L35 211ZM47 209H48V212H47ZM85 209V210H84ZM93 209V210H92ZM96 209V210H95ZM110 209V210H109ZM116 211H115V210ZM123 209H125V210H123ZM131 209V210H130ZM141 209L143 210L142 212H141ZM145 209V208H144ZM12 210H13V212L14 213H12ZM20 210H21V212H22V215H20L21 217H19V214H21V212H20ZM24 210V211H23ZM27 210V211H26ZM44 210H46V211H44ZM56 210H58V212H63V213H60L61 214V217L56 213V215H55V212H56ZM76 210V211H75ZM82 210V212L80 213V211ZM90 210V211H89ZM95 210V211H94ZM104 212H103V211ZM122 210V211H121ZM1 211H2V213H1ZM6 211V212H5ZM7 211H10L11 213H9L8 214V212ZM51 211V212H50ZM88 213H87V212ZM92 211V212H91ZM125 211V212H124ZM135 211V212H134ZM257 211V209L255 208V212ZM27 212H30V213H27ZM50 212V213H49ZM52 212H53V214H54V216H51L52 215ZM84 212H86V213H84ZM89 212H90V214H89ZM103 212V213H102ZM108 212V213H107ZM252 212H254V209H253V211ZM24 213V214H23ZM36 213V214H35ZM46 213V214H45ZM49 213V214H48ZM72 213H75V215L74 214H72ZM78 213H79V215L81 216H79L78 215ZM99 213V214H98ZM101 213H102V215H101ZM105 213V214H104ZM117 215H116V214ZM12 214V215H11ZM69 214H70V217H69ZM89 214V215H88ZM94 214V215H93ZM96 214V215H95ZM104 214V215H103ZM110 214H111V218H110ZM126 214L124 215V216H126ZM4 215H5V217H4ZM7 215V216H6ZM14 215V216H13ZM44 215V216H43ZM72 215V216H71ZM83 215H85V216H83ZM119 215V216H118ZM127 215V216H128ZM13 218H12V217ZM56 216H58V217H60L62 220H64V219H66L65 221H62V222H60V218H58V219H56ZM74 216V217H73ZM102 216V217H101ZM115 218H114V217ZM117 216V217H116ZM128 216V217H129ZM2 217H4V218H2ZM50 217L51 218H53V219H51L50 220ZM87 217V218H86ZM94 217V218H93ZM104 217V218H103ZM32 218H34V219H32ZM44 218H46V220L44 219ZM71 218V219H70ZM93 220H92V219ZM101 218H103V222H101L102 220H101ZM108 218V219H107ZM24 219V220H23ZM31 220L30 221V223H33V224H31V230H33L31 233L29 232V230L27 229L28 227H26L27 225H28V223H29V220ZM60 219V220H59ZM77 219H79V220H77ZM80 219H83V221L81 222L80 221ZM109 221V220H111V221H109V223H107V220ZM34 220V221H33ZM37 220H40V221H37ZM44 220V221H43ZM53 220V221H52ZM76 220V221H75ZM88 220V221H87ZM92 222V221H94L95 223H96V226H95V229H94V225H95V223L94 222H92V223H94V224H90V223H88V222H90V221ZM95 220H97V221H95ZM99 220V221H98ZM121 220V221H120ZM27 223H25V222ZM35 221H36V223H35ZM51 223H50V222ZM106 221V222H105ZM13 222V223H12ZM65 222V223H64ZM126 222V221H125ZM15 223V224H14ZM18 223V224H17ZM30 223H29V225H30ZM55 223V224H54ZM71 223V224H70ZM97 223H98V225H97ZM102 223H103V226H102ZM40 226H39V225ZM54 224V225H53ZM58 224V225H57ZM88 226H87V225ZM99 224H101V225H99ZM107 224V225H106ZM111 224H112V222H111ZM121 224V223H120ZM25 225V226H24ZM28 225V226H29ZM45 225H46V227H45ZM114 225V224H113ZM22 226V227H21ZM23 226H24V228H25V230L27 229V233L25 232V231H23L24 230V228H23ZM39 226V227H38ZM91 226H92V228H91ZM106 226V227H105ZM111 228H110V227ZM118 226V225H117ZM30 227V226H29ZM42 227V228H41ZM97 227L98 228H100V229H97ZM108 227H109V229H108ZM45 228V229H44ZM105 228H107V230L105 229ZM40 229L41 230H43V231H40ZM44 230H45V234L47 233L48 235H50V238H49V236H48V239H50V240H48L47 239V234H46V236L44 237V234L41 236V237H39L41 234H42V232H44ZM46 230H48L47 232H46ZM49 230H50V232H49ZM92 230H94V231H92ZM99 230V231H98ZM101 230V231H100ZM112 230V229H111ZM37 231V232H36ZM103 231V232H102ZM101 232V233H100ZM104 232H107V234L106 233H104ZM187 231H185L183 234H189L188 232L186 233ZM26 233V234H25ZM28 233H30V234H28ZM92 233V234H91ZM91 234V235H90ZM183 234H181V236L180 237H178V238H176L177 240H179L180 238L182 239V238H184V235ZM183 235V236H182ZM38 236V237H37ZM91 238H90V237ZM187 236H189V235H187ZM190 236H193V235H190ZM34 237H36V238H38V241H39V239L41 240V241H43V242H41V243H39V242H37V239L35 238L34 240L35 241H33L32 239L34 238ZM103 237V238H102ZM25 238V240H23ZM26 238H28V239H26ZM41 238H43V239H41ZM47 240H46V239ZM74 238V239H73ZM90 238V239H89ZM96 238V239H95ZM185 238H186V236H185ZM44 239H45V242H44ZM89 239V240H88ZM172 239H174V238H172ZM175 239V240H176ZM20 240H22V241H20ZM55 240V241H54ZM88 241V244L87 243H85V241ZM91 240V241H90ZM92 240H93V242H92ZM104 240H106V242L104 241ZM171 240V239H170ZM170 240H167V242L165 243V246H163V247H167L168 246V243H171V241ZM176 240V242H174V243H171L172 244V246H168L167 248L169 249L170 248V250L169 251H171V249H173L172 250V252H169V254H166L167 253V251H166V253H164L165 252V250L163 249V248H161L160 247V245L161 244H163V242H154L153 243V241L152 242H150V241H148V243H146L145 242V245L147 246V247H145V245L144 244H142V245H144L142 248H140L141 246H139L140 244L138 243V242H134L133 243V245H124L123 247H124V251L123 252H125V253H129V255L131 256V258H137V256H139V258H148V259H158V260H160V261H165L167 258V261H169L170 260V262H174V261H172V260H174L175 259V257H174V259H170V257L171 258H173V256H179L180 258H181V256L183 255L182 254V251H185V250H187V249H189V239H188V243H187V241H186V243H184L183 244V242H181L182 244H183V246H182V244L181 245H178L177 244V241ZM187 240V239H186ZM29 241V242H28ZM31 241H33L34 242V245H36L37 247H38V249L37 248H35V247H32V246H34L33 244H30V243H32ZM49 241V242H48ZM110 241V242H111ZM28 242V243H27ZM38 243V245H37V243ZM60 242V243H59ZM104 244H103V243ZM108 242V243H107ZM140 242H143V241H140ZM19 243V245H17L16 246V244H18ZM36 243V244H35ZM71 243V244H70ZM75 245H74V244ZM84 244V245H82V244ZM102 243V244H101ZM106 243H107V245H106ZM139 246V247H137L136 246V244ZM153 243V245H150V246H152V247H149V244H152ZM161 243V244H160ZM20 244H21V247H23V249L22 248H20L19 246H20ZM40 244H41V246H40ZM80 244V245H79ZM91 246H90V245ZM101 244V245H100ZM171 244H169V245H171ZM74 245V246H73ZM77 245V246H76ZM86 245H89L88 247H86V248H84ZM109 245V246H108ZM13 246V247H12ZM25 246V247H24ZM80 247L81 246V248H83V249H76L77 247ZM84 246V247H83ZM135 246V247H134ZM181 246H182V248H181ZM214 246V245H213ZM218 246V245H217ZM217 246H216V248H217ZM26 247H28V249L26 248ZM76 247V248H75ZM100 247V248H99ZM110 247V248H109ZM121 247V246H120ZM137 247V248H136ZM160 249H159V248ZM173 247V248H172ZM33 248H35V249H33ZM88 248V249H89ZM113 248V249H112ZM134 248H136V250L134 249ZM140 248V250L139 251H137V249H139ZM145 248V249H144ZM212 248V247H211ZM215 248V249H216ZM220 248V247H219ZM229 248V247H228ZM14 249V250H13ZM17 249V250H16ZM18 249H22V251L24 252V254H22V252L21 251H19ZM34 250L33 251V253L35 252V251H37L36 252V254L35 255H33L32 254V251H29V250ZM98 249L101 251H99V253H97L98 252ZM142 249V250H141ZM159 249V250H158ZM218 249V248H217ZM216 249V250H217ZM222 249H224L223 247H222ZM222 249H220V250H222ZM230 249V248H229ZM235 249V248H234ZM237 249H239V248H237ZM240 249H243V246L240 248ZM12 250H13V252L15 251L16 253L17 252H19V253H17V254H19V255H17V256H14V255H16V254H14L13 252H12ZM75 250H77L76 252H75ZM85 250V251H84ZM123 250V249H122ZM125 250H127V252L125 251ZM163 250V251H162ZM214 250V249H213ZM212 250V251H213ZM219 250V251H220ZM41 251V252H40ZM121 251V250H120ZM120 251H118L119 253H117L118 254V256H120L119 254H121V256L123 255V257L125 258V256L127 257V255H125V253H121ZM155 251V252H154ZM180 251V252H179ZM224 251V250H223ZM222 251V253H220V254H222V255H220V257H219V255L217 254L218 252H215V250L213 251V253H214V255H216V256H214V257H217L215 260H217V262L218 263H216V261H215V264H219V263H222L223 261V259H227L228 261H229V263L228 262H226V263H228V264H230L231 262V260L232 259H230V257L231 258H233V260L235 261V262H233V260H232V262H233V264L235 263V264H240L241 262L243 263V264H248V261L246 260V261H244L245 259H244V257H242V259H241V256H240V259H239V257L238 258H236L237 257V253H236V257H233V255H231V254H227V256L228 255H231L230 257H228V258H225V256H223V252ZM226 251V250H225ZM232 251H235V250H232ZM240 251H242V250H240ZM239 251V252H240ZM21 252V253H20ZM28 252L29 253H31V254H29V256L27 255L28 254ZM39 252V253H38ZM78 252H79V254H80V256H81V254L83 255V256H85V257H80L79 256V254H78ZM83 252V253H82ZM111 252V251H110ZM160 252V253H159ZM162 252H163V255H162ZM179 252V254H177ZM227 252V251H226ZM237 252H238V250H237ZM25 253H27V254H25ZM86 253V254H85ZM104 253V252H103ZM106 253H107V251H106ZM139 253V254H138ZM229 253H230V251H229ZM233 253H235V252H233ZM21 254V255H20ZM78 254V255H77ZM105 254V253H104ZM117 254H116V256H117ZM160 254V255H159ZM176 254V255H175ZM211 254V253H210ZM210 254H209V256H210ZM224 254H226V253H224ZM23 255V256H22ZM38 255V256H37ZM75 255V256H74ZM78 257H77V256ZM240 255H241V253H240ZM40 256V257H39ZM98 256V257H99ZM212 256V255H211ZM235 256V255H234ZM5 257V258H4ZM17 257V258H16ZM24 257V258H23ZM129 257V256H128ZM161 257V259H159ZM30 258V260H28ZM76 258V259H75ZM79 258V259H78ZM88 258H89V256H88ZM117 258V257H116ZM121 258L122 257H119V260H121ZM124 258H122L123 260H121V261H124V264H125V261H126V259H124ZM163 258V259H162ZM212 258H213V256H212ZM12 259H14V262H13V260ZM75 259V260H74ZM81 259V261H79ZM176 259H178V257L176 258ZM219 259V260H218ZM220 259H221V261H220ZM230 259V260H229ZM237 259H239L240 261H238ZM21 261H22V263H21ZM30 261V262H29ZM85 261V262H84ZM86 261H88V262H86ZM128 261V260H127ZM176 261V260H175ZM213 261V260H212ZM4 262V263H3ZM18 262V263H17ZM116 261L114 260V263H115ZM119 263H117L116 262V264H121L120 263V261H118ZM240 262V263H239ZM105 263H109V264H111V262H105ZM104 263V264H105ZM114 263H112V264H114ZM123 264V263H122ZM250 264V263H249Z\"/></svg>", "mask_w": 264, "mask_h": 264}]
</instances>
